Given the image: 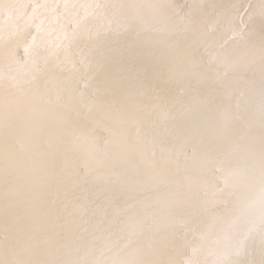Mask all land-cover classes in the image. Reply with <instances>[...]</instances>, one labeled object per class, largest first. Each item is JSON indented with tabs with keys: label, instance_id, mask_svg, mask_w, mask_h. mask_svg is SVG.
I'll use <instances>...</instances> for the list:
<instances>
[{
	"label": "rangeland",
	"instance_id": "1",
	"mask_svg": "<svg viewBox=\"0 0 264 264\" xmlns=\"http://www.w3.org/2000/svg\"><path fill=\"white\" fill-rule=\"evenodd\" d=\"M22 1V3H21ZM27 1V3H26ZM39 1V0H38ZM37 1V4L38 6L39 5H48L49 7L47 8H44V7H40L38 9V11L36 12L35 15H33V7L36 5V0H34V3H33V0H3V1H0V19L3 18V15H4V18L2 20H0V29L2 28V32H0V35L3 36V40H4V46H7V47H3L2 50H0V158L3 159H0V227H2V230L4 229L3 231L0 230V232L2 233V235H0V243L2 244V247L0 245V254H2V256L0 255V257H3L4 259H8V247L6 246H9V242L11 239H14V238H22L23 236L25 235H30L34 240H36L37 242H39V248L35 251V253L33 254L32 256V259L33 261L37 262V264H47V262H50L52 259H62V260H65V261H75L77 262V264H91L92 261H95V259L97 260L98 257L100 260L98 261H95L96 264H104L105 261L107 262V264H111V260H114L116 258L115 254L114 253L115 251H105L103 252V255H101V251H100V248L102 249L103 247V244L98 241L100 240H97V242L93 245L91 243V241L93 240V238L96 236V237H104V236H111L113 235L112 232L114 231V229H111L112 227L116 226V228L120 231V229L122 228H125L124 230H121L120 232L123 234L125 233H130L131 236H129V234H125V235H128V236H125L124 234V237L129 239V240H136L134 241V243H136L138 241L139 238V241L137 243H140L141 246H140V249H139V245L140 244H134V246L136 247H131V248H128V250H126L125 254H122L120 253V256H125L129 255V259H128V255L127 257H125V260H128L129 262H131V264H165L168 262V263H175L174 259H179V258H182L184 260H177L179 262H176L177 264H185V262L187 264H189L190 260L191 259L192 261L194 262H190V263H195V264H200V259H202L201 263L202 264H215V263H219V264H222L223 261H221L222 259L224 260L225 259V256L228 257L227 255H223L224 252L226 254H229L228 253V250H225L226 248L223 246V249L225 250L224 252L223 249L218 246L216 247V249L214 251H208L209 250V247L207 248V243L203 242V241H200L199 243V240H196V238L198 239V237H210V232H211V236L213 235L212 231L213 229L216 230L217 228V232L218 230L220 231V228L222 226L225 227L224 230H229L231 233H233L235 230L234 233H239V231L241 230V228H245L247 229V227L249 226H252V224H255V222H257V226L258 224L260 223V220L259 218L261 217V213L262 211H264V205H262L260 199H257L259 198V191H258V177L256 178V181L253 182L251 181L249 178H248V174H246L244 171H243V165L239 164L238 165V160H239V156H237L238 154L233 151L231 152V155L230 153L227 152L228 156L226 155V152L224 153L223 151H228V149L233 145L234 142H241V138H243L242 142L245 143V144H251V145H254L253 147L255 148V150H258L257 153L259 152V149L258 147H260V143H256V142H260V137H261V128H259L260 126H262V124H264V121H262V117H261V103H262V99H261V91H260V77H261V72H260V64H259V56H258V53H259V49L261 47L262 44H264V0H234L236 1V4L234 3L233 0H222L221 1V5H220V0H202V3H201V0L199 1H196V0H192V4L189 3L190 0H187L188 1V4L186 5L187 1L186 0H183V3H184V7L181 6L182 4V0L181 1H177L175 0L174 3H172L173 0H169V3L167 0V3H165L164 0H156V3H155V0H141V3L142 4V1H143V4H148V3H155V4H158L160 5V16H159V20H161V23L162 24V27L164 26V28H166L167 30H170V31H173L175 29V31L173 32H176V31H180L181 28L180 26H177L179 25V21H178V16L177 14H180L179 17H186L187 16L185 15L186 13H189L190 11L188 9L191 10V19L192 21L194 22L195 20V26L199 29H200V32H203V29H207L206 31L207 34L209 33V35H206L205 31L203 32L209 42L211 43V45H213L209 51L214 53L218 58L217 62L216 63H210L209 62V55L208 53L205 51V47H199V55H198V61L200 59V63H201V67L200 68V71H204L202 72L203 73V77L200 81H197V80H194L192 78H190L189 75H183L181 74L179 71H176L178 74L180 73V75H178L177 73L174 72V66H173V62H169L170 59L172 60V55L171 53L168 51V50H164L165 48L162 47V46H159L157 45L155 42H150L149 41V37H152L154 35H158L159 34V27H161V24L158 25L157 24V20L156 19H153L151 16L149 17H145L146 20H149L147 21L148 24H149V27L147 28V30H143L140 28L139 30V27L136 29V31H142V36L141 34L138 36L136 33V31H132V32H125V34L123 35V38L122 36H116V38L114 36H112L111 34H109L107 36V38L103 39L101 42H99V44H96L95 47H93L92 45V42L87 38L85 37L84 40L82 39L81 41H78L76 45H74L73 47V52H71V50L68 52L67 56L64 55L65 53L63 51H59L58 54L56 55H52L51 57H49V60H48V63L44 62V60L42 58H39V57H34L31 62L27 63V65H25V52L21 51V50H24L25 51V46L27 43H29L32 39V36L37 35L36 33V25H41V22L39 23V21H43V24L41 25V29H42V32H41V36L46 40L48 38V33L49 32H52V36H53V40H52V44L51 46L52 47H55V37L59 34L61 37L63 35V31H64V28H66L68 31H70L73 27L72 26V23H69L70 19L71 21H74L75 19V14L76 13L74 10L75 9H69V11L73 14L71 15H60L64 10H63V5L64 3L66 2V0H40L39 3ZM44 1V3H43ZM56 1L57 3H59L61 5L60 7V12H59V8L56 10L55 13H53L52 11H49L51 10L50 8L53 7V5L56 4ZM64 1V3H63ZM70 3L73 4V3H78V4H82L84 3H91L92 0H67V3ZM110 0H108L109 2ZM116 1L118 0H111L110 3H116ZM136 3L137 0H119V3ZM196 1V3H195ZM210 3L208 4L207 3ZM213 1V3H212ZM216 1V3H215ZM230 1V3H229ZM251 1V3H250ZM8 3V4H7ZM10 3V4H9ZM24 3V4H23ZM29 3V4H28ZM34 5H32V4ZM42 3V4H40ZM137 3H139V0L137 1ZM164 3V4H163ZM171 3V4H170ZM195 3V4H194ZM215 3V4H214ZM227 3V4H226ZM240 4V7H239V4ZM261 3V4H259ZM4 4V5H3ZM12 4V5H11ZM23 4V5H22ZM52 4V6H51ZM173 4V5H172ZM181 4V5H180ZM192 6H191V5ZM207 4V5H206ZM217 4V5H216ZM235 5V6H232V5ZM251 4V5H250ZM254 4V5H252ZM28 5V6H27ZM31 5V6H30ZM172 5V7L170 6ZM175 5V6H174ZM180 7H179V6ZM190 5V6H188ZM197 5V6H196ZM200 5V7H199ZM204 5V6H202ZM220 5V6H219ZM245 5H247L246 7L249 8L247 9L245 7ZM251 7H250V6ZM19 6V7H18ZM37 6V5H36ZM196 6V8L194 7ZM208 6H209V9H208ZM217 6V8H216ZM224 6V7H223ZM230 6V7H229ZM258 6V7H256ZM8 9H7V8ZM21 7V8H20ZM27 7V8H26ZM167 7V8H166ZM190 7H194L193 10L192 8ZM202 7V8H201ZM213 7V8H212ZM226 7V9H228V14H224L226 12V10H224L223 12V9ZM228 7V8H227ZM234 9H233V8ZM245 7V8H244ZM22 8H24V10H22ZM29 8H31L29 10ZM170 8V9H169ZM176 8V9H175ZM180 8H181V13H179L180 11ZM201 10H200V9ZM207 8V9H206ZM221 10H220V9ZM223 8V9H222ZM240 8V10H239ZM3 9V11H1ZM11 9V10H10ZM45 9V10H44ZM164 9V10H163ZM183 9V10H182ZM187 9V10H185ZM213 13H212V11ZM215 9V10H214ZM219 9V10H218ZM231 11H230V10ZM7 10V11H6ZM9 10V11H8ZM13 10V11H12ZM22 10V11H21ZM42 10H44L43 12L45 14H43ZM197 10H200V11H197ZM220 12V16H219V12ZM237 10H239L237 12ZM251 12H250V11ZM261 10V11H259ZM24 13H21L23 12ZM62 11V12H61ZM74 11V12H73ZM77 12L82 13L83 14V10L79 9L76 10ZM194 11V16L192 15ZM198 13H197V12ZM209 11V12H208ZM211 11V12H210ZM217 11V12H216ZM222 11V13H221ZM234 11V12H233ZM236 11V12H235ZM15 12V13H13ZM39 12V13H38ZM41 12V14H40ZM164 12V14H163ZM166 12V13H165ZM168 12V13H167ZM184 14H183V13ZM216 12V13H215ZM250 12V13H249ZM2 13V14H1ZM20 13V14H18ZM29 13V14H28ZM253 13V14H252ZM15 14V15H14ZM38 14L40 17H38ZM81 14V15H82ZM171 14V15H170ZM218 14V18L217 16L215 17V15ZM222 14L224 15V17L222 16ZM233 14V15H232ZM235 14V15H234ZM244 14V15H243ZM250 14V15H249ZM260 14V15H259ZM2 15V16H1ZM9 15V16H8ZM18 17H17V16ZM20 15V16H19ZM23 15V16H22ZM47 15V16H46ZM50 15V16H49ZM53 15V16H52ZM60 16L59 19H55L54 17L56 16ZM197 15V16H196ZM207 15V16H206ZM210 15V17H209ZM228 15V17H227ZM231 15H232V18H231ZM237 15V17H236ZM7 16V17H6ZM14 16V17H13ZM37 16V17H36ZM42 16V17H41ZM46 16V17H45ZM52 16V17H51ZM170 16V17H169ZM201 16V17H200ZM223 18H222V17ZM17 17V18H16ZM32 17V18H31ZM73 17V18H72ZM167 17V18H166ZM195 17V18H194ZM204 17V19L202 18ZM215 17V18H214ZM235 17V18H234ZM15 18L18 20H15ZM36 18V19H35ZM38 18V20H37ZM50 18V19H49ZM171 18V19H170ZM185 18V19H186ZM212 18V19H211ZM220 18V19H219ZM225 18V19H224ZM227 18V19H226ZM229 18V19H228ZM251 20H250V19ZM151 19V20H150ZM164 19V21H163ZM168 19V21H167ZM194 19V20H193ZM199 19V20H198ZM206 19V21H205ZM211 19V20H210ZM216 19V20H215ZM233 19V20H232ZM25 22H23V21ZM29 20V21H28ZM35 20V21H34ZM49 22H48V21ZM172 21V24H171V21ZM218 20L219 23L220 22H227L229 23V27H227V23L226 26L225 24L221 23L219 24L218 23ZM223 20V21H221ZM233 22H232V21ZM240 20V22H239ZM17 21V24L14 23ZM27 21V22H26ZM155 21V22H153ZM178 21V22H177ZM199 23H197V22ZM201 21V22H200ZM210 21V22H208ZM213 21V22H212ZM215 21V22H214ZM234 24L236 23L237 21V24H231V22ZM236 21V22H235ZM3 22V23H2ZM38 22V24H36ZM52 22V23H51ZM55 22V23H54ZM169 22V23H168ZM208 22V24L206 25L205 23ZM2 23V24H1ZM47 23V24H46ZM74 23V22H73ZM153 23V24H151ZM210 23V24H209ZM216 23V24H215ZM217 23L219 25H217ZM242 23V24H241ZM4 24V26H3ZM15 24V25H14ZM24 24V25H23ZM51 25L52 27L54 28H51ZM54 24V25H53ZM71 25L69 26V28L71 29H68V25ZM165 24V25H164ZM170 24V25H169ZM176 24V25H175ZM198 24H200L199 26H197ZM204 26H203V25ZM215 24V32L213 33V31H210L209 29L212 28V26ZM237 27H241V29L244 31V33H246V39H245V43L247 44V46L249 48H252L255 50L256 52V61L255 60V64H252L250 67H233L231 68V70H229L230 66L233 65V62L238 58L240 57L241 55H243V45L242 44H239L235 41L234 37L232 36V33H231V28L232 27H236L235 25H238ZM12 25V26H11ZM222 25V26H221ZM225 27H224V26ZM48 26V27H47ZM63 26V27H62ZM201 26V27H200ZM207 26V27H206ZM4 27V28H3ZM19 27V28H18ZM152 27V28H151ZM174 27V28H173ZM179 27V28H178ZM203 27V28H202ZM210 27V28H209ZM221 30H219L220 28ZM24 28V29H23ZM48 28V30H46ZM50 28V29H49ZM169 28V29H168ZM173 30H172V29ZM178 28V29H177ZM225 28V29H224ZM230 28V29H229ZM11 29V30H10ZM21 29V30H20ZM3 30H6L4 33H3ZM19 30V31H18ZM32 31L33 33L29 32V31ZM58 30V31H57ZM62 30V31H61ZM151 30V31H150ZM225 30H226V33H225ZM15 31V32H14ZM17 31V32H16ZM22 31V32H21ZM220 31V32H218ZM230 31V32H229ZM14 32V33H13ZM57 32V33H56ZM59 32V33H58ZM152 32V33H151ZM157 32V33H156ZM217 32V33H216ZM222 32V33H221ZM229 32V33H228ZM6 33V34H5ZM13 33V35H12ZM18 35H17V34ZM27 33V34H26ZM43 33V34H42ZM62 33V34H60ZM127 33V34H126ZM131 33V34H130ZM146 33V34H145ZM216 33V35H215ZM228 33V34H227ZM9 34V35H8ZM10 34L12 35L10 37ZM32 34V35H31ZM213 34V35H212ZM220 34V35H219ZM6 35V37L4 36ZM22 35V36H21ZM28 35V36H27ZM122 35V34H121ZM134 35V36H133ZM137 35V36H136ZM219 35V36H218ZM222 35V36H221ZM227 35V36H226ZM230 35V37H229ZM9 36V37H8ZM16 36V37H15ZM18 36V37H17ZM127 36V37H126ZM141 36V37H140ZM148 36V41L147 40V37ZM216 36V38H215ZM226 36V37H225ZM13 37V39H12ZM25 37V38H23ZM28 37V38H27ZM125 37V38H124ZM129 37V38H128ZM144 37L142 40L141 38ZM220 37V38H219ZM228 37V38H227ZM113 38V39H112ZM118 38V39H117ZM133 38V39H132ZM138 38V39H137ZM215 38V39H213ZM11 39L12 43L9 44V42L7 43V41H9ZM18 39V40H17ZM19 39H22V40H19ZM30 39V40H28ZM121 39V40H120ZM124 39H126V41H124ZM129 39V40H127ZM131 39V41H130ZM136 39V40H134ZM146 39V40H145ZM212 39V40H211ZM216 39H217V42H216ZM232 39V41H231ZM7 40V41H6ZM118 42L116 43L115 42ZM142 40V41H141ZM221 43H219L220 41ZM55 41V42H54ZM120 41V44H118ZM124 41V42H123ZM129 41V42H128ZM138 41H141L142 44ZM214 41V42H213ZM219 41V42H218ZM231 41V42H230ZM82 44H81V43ZM87 42V43H86ZM129 45H127L128 43ZM132 42H137V43H133L131 44ZM145 44H144V43ZM7 43V44H6ZM91 43V45H90ZM219 43V44H218ZM223 43H224V46H223ZM19 44V46H18ZM84 44V45H83ZM87 44V45H85ZM117 44V45H116ZM123 44V45H122ZM126 44V45H124ZM131 44V45H130ZM138 44H140L138 46ZM149 44V45H148ZM219 46H218V45ZM12 45V46H11ZM100 45V46H98ZM120 45V46H119ZM141 45H144V46H141ZM152 45V46H151ZM232 45V47H231ZM123 46V47H122ZM134 46V47H132ZM141 46V47H140ZM145 46L147 48H145ZM153 46H154V49H153ZM158 46V47H157ZM221 46V47H220ZM13 47V48H11ZM16 49H15V48ZM23 47V49H22ZM84 47V48H83ZM100 47V48H99ZM143 47V49H142ZM148 47H149V50H148ZM224 47H225V51H224ZM21 48V50H17ZM88 48V49H86ZM96 48V49H95ZM120 48V50H119ZM127 48V50H126ZM132 48V49H130ZM136 50H134V49ZM156 48V49H155ZM160 48V49H159ZM203 50H201V49ZM213 48V49H212ZM218 48V49H217ZM10 49L12 51V53H14V55H10ZM80 49V50H79ZM94 49V51L92 50ZM101 49V50H100ZM130 49V51H128ZM145 49H147L148 51L145 52ZM151 49V50H150ZM223 49V50H222ZM5 50V51H4ZM88 50V52H87ZM97 50V51H96ZM140 50V52L138 51ZM154 50H156L154 52ZM213 50V51H212ZM218 50V51H217ZM18 51V52H17ZM100 51V52H99ZM133 51V53L131 52ZM139 53H138V52ZM144 51V52H143ZM152 51V52H151ZM161 51V52H160ZM216 51V52H214ZM23 52V53H21ZM83 52V53H81ZM91 52H93L91 54ZM100 54H99V53ZM106 52V53H105ZM131 57H128L125 53ZM136 52V53H134ZM169 52V53H167ZM6 53V54H5ZM73 53V54H72ZM79 53V54H78ZM89 53V54H88ZM104 53V54H103ZM125 54V55H122V54ZM129 53V54H128ZM132 53V54H131ZM145 53V54H144ZM162 55L161 58L159 56V54ZM71 54V55H69ZM80 54H83L85 55V57H87V64H84V65H87L85 66L86 70L83 68L84 66H82L83 64L80 63V60L82 57H84L83 55L81 56ZM93 54H96V57L95 55ZM138 54V55H137ZM149 54V55H148ZM154 54V55H153ZM22 55H24L23 57H21ZM60 56L58 58V56ZM64 55V56H63ZM92 55V56H91ZM101 57H100V56ZM106 55V57H105ZM138 57H137V56ZM142 55H146L145 58L144 56ZM148 55V56H147ZM151 55V56H150ZM158 55V56H157ZM164 55V57H163ZM204 55V56H203ZM2 56V57H1ZM11 56V57H10ZM16 56V57H15ZM53 56H54V60L53 59ZM91 56V57H90ZM123 56V60H120L122 62H119L118 59H122L121 57ZM153 56H156V61L155 59H153ZM201 58H200V57ZM206 56H207V59H206ZM4 57V58H3ZM9 57H10V60H9ZM19 57V58H17ZM66 59H65V58ZM72 57V58H70ZM89 57V58H88ZM105 57V58H104ZM126 57V58H125ZM134 57V58H133ZM149 57V58H148ZM158 57V58H157ZM61 58V59H60ZM63 58V59H62ZM67 58L68 60L72 59V62L69 60L67 61ZM92 58V59H91ZM96 60H95V59ZM99 58V59H98ZM106 58L108 60H106ZM134 60H132V59ZM143 58V59H142ZM152 58V59H151ZM205 58V60H204ZM7 59V60H6ZM80 59V60H79ZM98 59V60H97ZM126 59V60H125ZM138 59V60H137ZM147 60L144 62V60ZM14 60V62H13ZM61 60V61H60ZM92 60V62H91ZM118 63H116L117 61ZM137 60V61H136ZM141 60V61H139ZM163 60V61H161ZM34 61V62H33ZM56 61V62H55ZM95 61L97 63H95ZM107 61H108V64H107ZM150 61V63L148 64V62ZM161 63H160V62ZM7 62V63H5ZM18 62V64H17ZM22 62V63H21ZM24 62V63H23ZM55 62V63H54ZM61 62V64H60ZM64 62V63H63ZM68 64H67V63ZM106 62V64H105ZM124 62V63H123ZM138 62V63H137ZM140 62V63H139ZM143 62V63H142ZM153 62L155 64H153ZM157 62V63H156ZM165 62V63H164ZM168 62V64H167ZM10 63V64H9ZM32 63V64H31ZM35 65H34V64ZM43 63V64H42ZM66 63V64H65ZM73 63V64H72ZM91 63V64H90ZM116 63V64H115ZM137 63V64H136ZM152 63V64H151ZM208 63V65H207ZM53 64V65H52ZM64 66H63V65ZM88 64H90L88 66ZM94 64H96L95 66H93ZM105 64V65H104ZM119 64L121 65H124V66H119ZM139 64V65H138ZM141 64V65H140ZM162 64V65H161ZM17 67H16V66ZM50 65V66H49ZM67 65V66H66ZM72 65V66H71ZM100 65V66H99ZM114 65L116 66V68L114 67ZM118 65V67H117ZM150 65V66H149ZM153 65V67H152ZM160 65V66H159ZM165 65V66H164ZM172 65V66H171ZM210 65V66H209ZM27 66V67H26ZM34 66V67H33ZM57 66V67H56ZM62 66V67H61ZM93 66V67H92ZM106 66V70H109V71H104V67ZM138 66H139V69H138ZM144 66H147L146 68ZM156 66H159L156 68ZM212 66V67H211ZM216 66V67H215ZM3 67V68H2ZM46 67V68H45ZM48 67V68H47ZM56 67V68H55ZM87 67H90L92 69V72H91V69L89 68L87 70ZM96 67V68H94ZM103 67V70H101L100 68ZM124 67V68H123ZM149 67H151L149 69ZM10 68H11V71H10ZM17 68V69H16ZM33 68V69H32ZM54 68V69H53ZM67 68V69H66ZM68 68H70L68 70ZM73 70H72V69ZM99 68V69H98ZM108 68V69H107ZM121 68V69H120ZM123 68V69H122ZM141 68H143V70H141ZM145 68V69H144ZM154 68V70H153ZM165 70H164V69ZM169 68L171 71H169ZM173 68V69H172ZM242 68V69H241ZM30 69H32V72L31 74H34L33 76H36V77H32V75H28V76H25V73H27ZM48 69V70H47ZM55 70V71H52V70ZM57 69V70H56ZM77 70V71H74V70ZM79 69V70H78ZM127 71V73L125 72V70ZM161 69V70H160ZM202 69V70H201ZM7 71L8 73H6L5 71ZM20 70V71H19ZM34 70V71H33ZM85 70V73H82L83 75H81L80 73L82 71ZM95 70V71H94ZM100 70V71H99ZM118 70H121L120 72ZM124 70V71H123ZM140 72H139V71ZM146 70V71H144ZM152 72H150V71ZM159 70V71H158ZM167 70V71H166ZM25 71V73H24ZM52 71V73L50 72ZM57 71L61 72L58 73ZM71 71V72H70ZM81 71V72H80ZM99 71V72H97ZM115 72H118V73H114ZM123 71V73H122ZM143 71V73H142ZM156 71V72H155ZM162 71V72H161ZM223 71V72H222ZM2 72V73H1ZM20 72V73H19ZM58 75H57V73ZM87 72V73H86ZM98 74H97V73ZM103 72V73H102ZM105 72H107L105 74ZM114 75H113V73ZM129 72V73H128ZM149 72V73H148ZM161 74H159V73ZM168 74H167V73ZM170 72V73H169ZM225 72H227V77H225ZM37 73V75H36ZM76 73V74H75ZM92 73V74H91ZM96 73V74H94ZM109 73V74H108ZM137 73V74H136ZM141 73V74H140ZM217 73H219V76H217ZM49 74V75H48ZM53 74V75H52ZM74 74V75H73ZM80 74V75H78ZM87 76H85V75ZM102 76H105V75H108V76H105V77H101L100 75ZM123 74H126V75H123ZM128 74V75H127ZM147 74V75H146ZM164 74V75H163ZM173 74H176L175 77H172ZM206 74V75H205ZM210 74V75H209ZM221 74V75H220ZM55 75V76H54ZM64 79H63V77ZM68 75V76H67ZM95 75V76H94ZM130 75V76H129ZM139 75H142L139 77ZM144 75V76H143ZM158 77H154V76H157ZM163 75V76H162ZM231 75V76H229ZM16 76V77H14ZM19 76V77H18ZM21 76V77H20ZM32 78H31V77ZM51 76V77H49ZM55 78H54V77ZM62 78L60 79L59 78ZM79 76V77H77ZM91 76V77H90ZM99 76V77H98ZM116 76H120V78H116L114 79ZM125 76V78H124ZM129 76V80H131V82L128 80H126V78H128ZM166 76V77H165ZM179 76V78L177 77ZM181 76V77H180ZM29 77V78H28ZM40 77V78H38ZM53 77V78H52ZM68 77V79H67ZM81 77V79H80ZM82 77H84L82 79ZM90 77V79H89ZM95 77V78H94ZM123 77V78H121ZM132 77V78H131ZM148 77V78H147ZM160 77V78H159ZM172 77V78H171ZM185 77V78H184ZM224 77V78H223ZM2 78V79H1ZM12 78V79H11ZM35 78V80H34ZM52 80H49L51 79ZM57 78V79H56ZM85 78L87 79L85 81ZM102 80H101V79ZM146 78V79H144ZM153 78V79H152ZM165 78V79H164ZM170 78V79H169ZM178 80H177V79ZM181 78H183L181 80ZM232 78V79H231ZM33 79V80H32ZM42 79V80H41ZM93 79V81H92ZM99 80V83H102V84H97L96 81ZM114 79V80H113ZM121 79V80H119ZM144 79V80H142ZM150 79V80H149ZM155 79V80H154ZM164 79V80H163ZM186 81H185V80ZM240 79V80H239ZM3 80V81H2ZM13 80V81H12ZM49 80V81H48ZM56 80V81H55ZM110 80V81H109ZM116 80V81H115ZM118 80V82H117ZM124 82H121L123 81ZM147 80V81H146ZM166 80V81H165ZM181 80V82H180ZM184 80V81H183ZM188 80V81H187ZM134 81H136V83H134ZM142 81V82H141ZM151 81V82H150ZM163 81V82H162ZM176 82L175 84H173L174 82ZM41 82H43L44 84H42ZM53 82V84H52ZM60 83L61 85H58L57 83ZM66 85H65V83ZM67 82L69 84H67ZM82 82V83H81ZM92 82V84L90 83V86H89V83ZM108 82V83H106ZM109 82H111L109 84ZM116 82V83H115ZM127 82V83H126ZM146 82V84L148 86H146V84L144 83ZM167 82V83H166ZM173 82V83H172ZM179 82V83H178ZM186 82V83H185ZM51 83V84H49ZM81 84V85H78V84ZM94 83L96 85H94ZM116 84L115 86L117 87H114L113 84ZM119 83V84H118ZM156 83V85H155ZM161 83V85H160ZM164 83V85H162ZM171 85H170V84ZM192 83V84H191ZM14 84V85H13ZM34 84V86L32 85ZM36 84V85H35ZM64 84V85H63ZM105 84V86H104ZM118 84V85H117ZM120 84H123L121 85L120 87ZM125 84V85H124ZM146 87V89L144 88V85ZM150 84H153L150 86ZM159 84V86H158ZM166 84V86H165ZM168 84V85H167ZM39 85V86H38ZM51 85V86H50ZM54 85V86H53ZM86 85V86H85ZM102 85V86H101ZM106 85H109L108 87ZM112 85V86H110ZM130 85V86H128ZM142 85V86H141ZM18 86V87H17ZM44 86V88H43ZM59 86L60 89H59ZM65 86V87H63ZM70 86V87H69ZM79 86V87H78ZM104 86V87H103ZM124 86V87H123ZM150 86V90H149V87ZM153 86V88H152ZM157 86V87H155ZM169 86V88H168ZM171 86V87H170ZM174 86V87H172ZM241 86V87H240ZM12 87V88H11ZM15 87V88H14ZM32 87V88H31ZM42 87V89H40ZM54 87V88H53ZM55 87H58L55 88ZM71 88L69 90H65V88ZM100 87V88H99ZM114 87V88H113ZM120 87V88H119ZM126 87V89H125ZM134 87V88H133ZM140 87H143L144 89L140 88ZM251 87V88H250ZM7 88V89H6ZM35 88V89H33ZM52 88V89H51ZM79 88V89H78ZM81 88V89H80ZM98 88V89H97ZM103 88V89H102ZM107 90H106V89ZM109 88H113V89H109ZM118 88V89H117ZM123 88L125 89V93L123 91ZM139 88V89H138ZM171 88V89H170ZM49 89V90H48ZM51 89V91H50ZM57 89V91L55 90ZM64 89V90H63ZM84 91H83V90ZM96 89V90H95ZM102 91H100V90ZM120 89V91L118 92V90ZM141 89V90H140ZM152 89L154 91H152ZM170 89V90H169ZM32 90V91H31ZM36 90V91H35ZM55 90V91H54ZM72 90L74 91L72 93ZM78 90V91H77ZM86 90H88L89 92H87ZM96 91V92H93V91ZM106 90V91H105ZM123 92H122V91ZM126 90H129V91H126ZM151 91L153 94H157V92L161 91L162 93L160 94H157L156 97H157V100L156 97L155 99L153 94L150 93L148 95L150 96H147V93L148 92H145V91ZM159 90V91H158ZM16 91V92H15ZM43 91V92H42ZM53 91V92H52ZM60 91V92H59ZM71 91V93H70ZM79 91H83V93L79 92ZM104 91V92H103ZM144 93H143V92ZM156 91V93H154ZM163 91H165L163 93ZM170 91V92H169ZM182 91V92H181ZM32 92V93H31ZM45 92V94H44ZM51 92V93H50ZM57 92L58 95H57ZM68 92V93H67ZM76 92V93H75ZM87 92V93H86ZM103 92V94L101 95V93ZM118 92L119 93H122V99H124V97H129L131 96V99L133 97H136V99H132V101L134 102V100H136V102H134V104L132 103V101H130L131 99L130 98H127L128 102H126V98L124 100L126 101H123L121 98H120V95H116ZM127 92V94H126ZM132 92V93H131ZM175 92V93H173ZM180 92V93H179ZM40 95H39V94ZM71 95H70V94ZM79 97L77 96L78 94H80ZM85 93V96L82 97ZM111 93V94H110ZM146 93V94H145ZM167 93L168 96L166 95ZM179 93V95H178ZM7 94V95H6ZM37 94V96H36ZM42 94V95H41ZM44 94V95H43ZM51 94V95H50ZM60 94V95H59ZM89 94V95H88ZM100 94V95H99ZM110 94V96H109ZM130 94V95H129ZM144 96H142V95ZM186 94V95H185ZM35 98H33L32 96ZM48 97H47V96ZM50 95V96H49ZM53 95V96H52ZM67 95V96H66ZM72 96L71 98L68 97ZM74 95V96H73ZM87 95V96H86ZM129 95V96H128ZM133 95H136V96H133ZM145 95H146V98H145ZM160 95L162 100L164 103L168 104V107L170 106L174 112L170 111L172 110L170 107V110L169 108L167 109L166 106L164 105V103H159L161 102L158 98H160ZM61 96V97H60ZM118 96V97H116ZM141 96V98H140ZM166 96V98H165ZM172 98H169L171 97ZM176 96H179V97H176ZM42 97V98H41ZM47 97V98H46ZM52 98L51 100H49L48 98ZM65 99H64V98ZM100 97V98H99ZM102 97V98H101ZM139 97V98H138ZM147 97H150V99L152 100H155L154 102L153 101H149L147 100L148 98ZM153 97V98H151ZM164 97V98H163ZM33 98V99H32ZM74 98V99H73ZM83 98L86 100H83ZM111 98V99H110ZM146 99L147 101L149 102H152V103H156L158 100L159 102L153 105H150L151 103L147 104L148 102L146 101H143L144 99ZM169 98V99H168ZM179 98V99H177ZM181 98V99H180ZM187 98V100H186ZM34 101H32V100ZM38 99V100H37ZM44 99V100H43ZM57 99V100H55ZM70 99V100H69ZM77 99V100H75ZM95 99V100H93ZM97 99V100H96ZM99 99V101H98ZM116 99V100H115ZM118 99V100H117ZM138 99V100H137ZM141 99V101H140ZM164 99V100H163ZM168 99V100H166ZM46 100V101H45ZM49 100V101H48ZM61 100V101H60ZM72 100V101H71ZM75 100V103L74 101ZM78 100H79V103H78ZM121 100V101H120ZM171 100V101H170ZM177 100V101H176ZM37 101V102H36ZM55 101V104L54 102ZM67 101V102H66ZM71 101V102H69ZM93 101V102H92ZM104 101H106V104ZM119 102L118 105L116 102ZM123 101V102H122ZM141 103H140V102ZM166 101V102H165ZM186 101V102H185ZM36 102V103H35ZM66 104H64V103ZM69 102V103H68ZM77 102V103H76ZM82 102V103H81ZM86 102V104H85ZM97 102V103H96ZM116 104H115V103ZM122 102V103H121ZM182 102V103H181ZM22 103V104H20ZM52 105H51V104ZM57 103V104H56ZM102 103H105L106 105L102 104ZM125 103H127V106L125 107H122L120 108L121 106L123 105H126ZM143 103V104H142ZM146 103V105H145ZM26 104V105H25ZM39 104V105H38ZM49 104V105H48ZM69 104V105H67ZM74 104V105H73ZM123 104V105H122ZM131 106L130 104H133L132 106L133 107H129L128 106ZM142 104V105H141ZM159 104V106L157 105ZM173 104H175L174 106H172ZM180 104V105H179ZM35 105V106H34ZM44 105V106H42ZM48 106V107H45ZM57 105V106H56ZM60 105V106H59ZM64 105L66 107H64ZM80 105V107H79ZM87 105V106H86ZM115 105V106H113ZM138 105V106H137ZM145 105V107H144ZM149 105V106H148ZM161 105V106H160ZM185 106V107H182ZM28 106V107H27ZM33 106V107H32ZM51 106V107H50ZM58 108V110L56 111V107ZM69 106V107H68ZM86 106V107H85ZM105 106V107H104ZM108 106V107H107ZM112 106V107H111ZM117 106H120L117 108ZM23 107H26V108H23ZM54 107V108H53ZM77 107V108H76ZM110 107V108H109ZM147 107L151 108L150 110L146 109ZM154 107V108H153ZM161 107V108H160ZM163 107V109H162ZM2 108V110H1ZM31 108V109H30ZM37 108V109H36ZM53 108V110H52ZM60 108H62L60 110ZM65 108V109H64ZM66 108H69L70 112L68 109ZM72 108V109H71ZM99 108V109H98ZM127 108L128 110L125 111ZM139 108V109H138ZM143 108V109H142ZM145 108V109H144ZM160 108V109H159ZM181 109L180 111L177 110ZM9 109V110H8ZM47 109V110H46ZM54 109H55V112H54ZM75 111H74V110ZM78 109V111H77ZM109 109V110H108ZM115 109V110H113ZM118 109V110H117ZM123 109V117H125L126 115V118H122L123 120L121 121V118L120 116L122 115L121 111L119 112V110H122ZM125 109V110H124ZM138 109V110H136ZM143 111H142V110ZM156 109V110H155ZM162 111L160 112V114H158V110ZM166 109V111H164ZM12 110V111H11ZM29 110V111H28ZM33 112H32V111ZM52 110V111H51ZM60 110V111H59ZM82 110V112H81ZM96 110V111H95ZM102 110H103V113H102ZM112 110V111H111ZM147 110V111H146ZM151 110H153L151 112ZM169 110V111H168ZM175 110H177L178 112H175ZM220 110V111H219ZM2 111V112H1ZM6 111V112H5ZM31 111V112H30ZM50 111V112H49ZM68 113H67V112ZM99 111V112H98ZM117 111V112H114ZM134 111H137V112H134ZM151 112V113H154L153 115L151 113H149L150 115H152L151 117L149 116L148 112ZM157 111V112H156ZM168 111V112H167ZM9 114H8V113ZM20 112V113H19ZM39 113V114H35V113ZM53 112V113H52ZM60 116L62 117H59V119H56L59 114ZM64 112V113H62ZM81 112V114L79 113ZM103 116H102V114ZM126 112V113H125ZM134 112V113H133ZM167 112V113H166ZM7 115H5V114ZM25 113V114H24ZM62 113V114H61ZM76 113V114H75ZM78 113V114H77ZM87 115H86V114ZM100 114L101 117H103L104 119H101L100 117H98ZM108 113V114H107ZM120 113L117 117V114ZM157 113V114H156ZM169 113H171L169 115ZM174 113V114H173ZM51 114V115H50ZM53 114L55 117H53ZM58 116H57V115ZM85 114V115H84ZM97 114V116H96ZM116 114V117L118 118L119 121L116 120V117L113 116ZM126 114V115H125ZM166 114V116H165ZM168 114V116H167ZM4 115V116H3ZM21 115V116H20ZM35 115V116H33ZM67 115V116H66ZM68 115L70 117H68ZM73 115V116H71ZM84 115V116H83ZM164 115V116H163ZM8 116V117H7ZM42 116H43V120H42ZM51 116V117H50ZM57 116V117H56ZM66 116V118H65ZM88 116V118H87ZM142 116V117H141ZM149 116V117H148ZM32 117V118H31ZM50 117V118H49ZM76 120H75V118ZM155 117V118H154ZM163 117V118H162ZM168 117V118H167ZM23 118V120H21ZM25 118V119H24ZM40 118V119H39ZM46 119V122H45V119ZM64 118V119H63ZM70 120H69V119ZM73 119V122H72V119ZM78 118V120H77ZM87 118V119H85ZM154 118V119H153ZM157 118V119H156ZM161 118V119H160ZM50 119V120H49ZM51 119H54V121H52ZM61 119V120H60ZM68 119V120H67ZM81 119V120H80ZM90 119V121L88 120ZM140 119V120H139ZM153 119V120H152ZM156 119V120H155ZM166 119V120H165ZM34 120V121H33ZM98 120V121H96ZM112 120V121H111ZM125 120V122H124ZM163 120V121H161ZM28 121V122H27ZM31 123H30V122ZM55 121H56V124H55ZM58 121V122H57ZM62 121H63V125L62 124ZM76 124H75V122ZM78 121H79V125L78 124ZM83 121V122H82ZM96 123H95V122ZM115 121V122H114ZM120 121L122 123H120ZM152 121H156L154 123H152ZM36 122V123H35ZM41 122V123H40ZM44 122V123H42ZM151 122V123H150ZM159 122V123H157ZM252 122H255V123H252ZM25 123H29V124H25ZM54 123V125L52 124ZM58 123V124H57ZM85 123V124H84ZM95 123V124H94ZM119 123V124H118ZM139 123V124H138ZM155 123H157L158 125H155ZM25 124V125H24ZM43 126L41 127L40 126ZM45 124L47 126H45ZM68 124V125H67ZM73 124V125H72ZM83 124V125H82ZM108 126H107V125ZM137 124V125H136ZM57 125V126H56ZM61 128V131L59 132V129L57 131V127ZM66 125V126H65ZM87 125V126H86ZM136 125V126H134ZM155 127L153 128L152 127ZM155 125V126H154ZM20 126V127H19ZM25 126V127H24ZM29 126V127H28ZM45 126V127H44ZM50 128H49V127ZM53 126V127H52ZM65 126V127H64ZM73 126V128H72ZM82 128H79V127ZM83 126V127H82ZM99 126V127H98ZM158 126V127H157ZM31 127L33 129H31ZM52 127V128H51ZM56 127V128H55ZM64 127V129H63ZM78 127V129H77ZM85 127V128H84ZM133 127V128H132ZM157 127V128H156ZM255 127V128H254ZM29 128L32 130L29 131ZM48 128V130L46 129ZM55 130H54V129ZM66 128V129H65ZM69 128V129H68ZM72 128V131L71 129ZM99 128V130H98ZM154 129V131H150L152 129ZM252 128V129H251ZM23 129H24V132H23ZM27 129V130H26ZM41 129V130H40ZM81 130L80 131V136L78 137V133L79 131H76V130ZM89 129H91L90 131H88ZM101 129V130H100ZM156 129V130H155ZM260 129V130H259ZM43 130V132H42ZM74 130V131H73ZM94 130V131H93ZM250 130H253V131H250ZM259 130V131H258ZM34 131V132H33ZM57 131V132H56ZM68 131V132H67ZM70 131V132H69ZM89 134H87V132ZM100 131V132H99ZM123 132L119 134V132ZM133 131V132H132ZM18 132V133H17ZM28 132L30 133L28 135ZM38 132V133H37ZM48 132V133H47ZM56 132V134L52 137V135ZM68 135L66 136L65 133ZM78 132V133H76ZM82 132L84 134H82ZM93 134H91V133ZM95 132V133H93ZM99 132V133H98ZM118 132V133H117ZM154 132V133H152ZM35 133V134H34ZM45 133V134H43ZM52 133V134H51ZM58 133V134H57ZM125 133H127L125 135ZM21 134V136H20ZM23 134V135H22ZM71 134V135H70ZM76 136H75V135ZM118 135L115 136V135ZM122 134V136H121ZM125 136H124V135ZM131 134V135H130ZM61 135V136H59ZM93 136V137H90ZM127 139H125L126 137H128ZM134 137H133V136ZM149 135V136H148ZM153 135V136H152ZM252 136L254 140H252V137L250 138L249 136ZM83 138H82V137ZM87 136V137H85ZM121 136V137H120ZM131 136V137H130ZM148 136V137H147ZM260 136V137H258ZM25 137V138H24ZM46 137L48 139H46ZM56 137V138H55ZM73 137V138H72ZM75 137V138H74ZM117 139H116V138ZM123 137V139H122ZM125 137V138H124ZM153 137V139H151ZM256 137V139L254 138ZM9 138L11 140H9ZM13 138V139H12ZM40 138V139H39ZM45 138V139H44ZM50 138V139H49ZM79 138V139H77ZM81 138V139H80ZM93 141H91L92 139ZM131 138V139H130ZM70 139V140H68ZM76 139V140H75ZM120 139V140H119ZM249 139H251L249 141ZM34 140V141H33ZM50 140H52L50 142ZM55 140V141H54ZM59 140V141H58ZM64 140V143H62ZM123 140V141H122ZM127 144V140H128V145L125 144V142ZM132 140V141H131ZM258 140V141H257ZM58 143H57V142ZM80 141V142H79ZM84 141V142H83ZM130 141V142H129ZM147 141H149V143H146ZM251 141H254L253 143ZM50 142V143H49ZM56 142V143H54ZM23 143V144H22ZM28 143V144H27ZM41 143V145H40ZM50 146H49V144ZM62 143V144H61ZM124 143V144H123ZM131 143V144H130ZM146 143V144H145ZM212 143V144H211ZM256 143V145H255ZM54 145V147L52 145ZM58 144V145H57ZM181 144V145H180ZM258 144V145H257ZM20 147H19V146ZM29 145V146H28ZM37 145V146H36ZM40 145V146H39ZM62 145V146H61ZM69 145V146H68ZM71 145L73 146L72 148ZM77 147H75V146ZM86 147H84V146ZM88 145V146H87ZM144 145V146H143ZM180 145V146H179ZM211 145V146H209ZM218 145V146H217ZM219 145H222V146H219ZM225 145V147L223 146ZM5 146V147H4ZM18 146V147H17ZM27 146V147H26ZM36 148H35V147ZM100 149V152L97 153L96 152V148ZM131 146V147H129ZM215 146V147H213ZM34 147V148H33ZM52 147V148H50ZM56 147V148H55ZM58 147L61 149H58ZM68 149H67V148ZM209 147V149L207 148ZM217 147V148H216ZM219 147V148H218ZM223 147L224 149L226 148L227 150H223ZM257 147V148H256ZM25 148V149H24ZM33 152H32V150ZM43 148V149H41ZM46 148H50L46 151ZM80 148V149H79ZM212 148V150H210ZM215 151H214V149ZM7 149V150H6ZM19 149V150H18ZM34 149H37V152L36 150ZM72 149V150H71ZM78 151H75L77 150ZM129 149H131L129 151ZM222 149V150H221ZM43 150V151H42ZM55 150V151H54ZM68 150V151H67ZM70 150H71V153H70ZM207 150V151H206ZM209 150L211 151V153L209 152ZM219 150L220 152H222L223 154L221 155L219 153ZM23 151V152H22ZM35 151V152H34ZM39 151V153H38ZM60 151V152H59ZM63 151V152H62ZM67 151V152H65ZM202 151H205V153H207V156L206 154L203 152L201 153ZM214 153H213V152ZM217 151V152H216ZM25 152V153H24ZM44 152V155L42 154ZM47 152V154H46ZM83 152V153H82ZM208 152L211 154V157L209 156L210 154H208ZM16 153V154H15ZM23 155H22V154ZM27 153V154H26ZM34 153V154H33ZM36 153V155H35ZM62 153V154H60ZM213 153V154H212ZM25 154V155H24ZM30 154V156H29ZM33 154V155H32ZM42 154V155H40ZM67 156H66V155ZM205 154V155H204ZM220 154V155H219ZM237 154V155H236ZM14 155V156H13ZM56 155V156H55ZM69 155V156H68ZM136 155V156H134ZM184 155V156H183ZM203 155L208 159L209 157L212 158V159H216V157L218 156H221L220 158L224 159L223 157L225 156V159L223 160L224 164L222 163L223 167L221 166L220 168H217V167H213L210 168V165L207 166L208 164L206 163V158H203ZM218 155V156H216ZM224 155V156H223ZM234 155V157H233ZM16 156V157H15ZM27 156V157H26ZM61 156V157H60ZM216 156V157H215ZM4 157V158H3ZM30 159H29V158ZM34 157H36L34 159ZM215 157V158H214ZM226 157H228V161H226ZM13 158V159H11ZM23 158V159H22ZM29 160H28V159ZM44 158V159H43ZM62 158V159H61ZM68 158V159H67ZM27 159V160H26ZM52 159V160H50ZM59 159V160H58ZM62 161H61V160ZM11 160V161H10ZM13 160V161H12ZM21 160L22 163L19 161ZM42 160V162H41ZM55 160V161H54ZM206 160V161H205ZM7 161V162H6ZM15 161H18L15 163ZM45 163H44V162ZM51 161V163H50ZM26 162V163H25ZM48 164H47V163ZM53 162V163H52ZM56 162V164H55ZM59 162V163H57ZM19 163V164H18ZM42 166H39L41 165ZM69 163V164H68ZM161 163V164H160ZM6 164V165H5ZM16 164V165H15ZM23 166H21V165ZM51 166H50V165ZM62 164V165H61ZM65 166H64V165ZM68 164V166H66ZM202 164V165H201ZM228 164V166H227ZM32 165V166H31ZM46 165V166H45ZM54 165V166H53ZM60 165L62 168H60ZM155 165V167H154ZM206 165V167H205ZM231 165V167H230ZM5 166V167H3ZM26 166V168H25ZM48 166V167H47ZM50 166V167H49ZM64 166V167H63ZM86 166V167H85ZM159 166V167H158ZM161 166V167H160ZM198 166V167H197ZM3 167V168H2ZM42 167V168H41ZM46 167V169H45ZM52 167V168H51ZM56 167V168H55ZM225 167V168H224ZM227 167V168H226ZM240 168L241 171L239 172V174H234L236 172V169L237 168ZM43 168L45 170H43ZM51 168V169H49ZM153 168V169H152ZM158 168H161L162 170H158L160 173H158L157 169ZM200 168H204L203 170L200 169ZM42 169V170H41ZM51 173H49L50 171ZM55 169V170H54ZM57 169V170H56ZM61 169V170H59ZM63 169V170H62ZM89 169V170H88ZM91 169V170H90ZM151 169V170H150ZM209 169V170H208ZM212 169V170H211ZM221 169V170H220ZM229 169V170H228ZM94 170V171H93ZM202 170V171H201ZM205 170V171H204ZM211 170V171H210ZM42 171V172H40ZM45 171V173H44ZM57 171V172H55ZM194 171L195 173L198 172L197 176L196 174L194 175ZM207 171V173H205ZM233 171V172H231ZM34 172V173H33ZM47 172V173H46ZM54 172V173H52ZM60 172V173H59ZM93 172V173H92ZM215 172V173H214ZM42 176H41V174ZM46 174V175H43ZM152 173H156L154 174L156 177L158 176V178H154L155 180H158L154 182V179L152 181H148L145 179L146 176L148 175H152L154 176ZM166 176V178L164 177V174ZM193 173V174H192ZM210 173V174H208ZM226 173V175H225ZM40 174L41 177H39L38 175ZM52 174V175H51ZM86 174V175H85ZM92 174V175H91ZM159 174H161L162 176H160ZM219 174V175H218ZM50 175V176H49ZM84 177H83V176ZM91 175V176H90ZM193 175V176H192ZM201 175V176H200ZM206 175V176H205ZM211 175V177H210ZM217 177H216V176ZM221 175V176H220ZM3 176V177H2ZM20 176V177H19ZM25 176V177H24ZM31 176V177H30ZM37 176V177H36ZM96 176V177H95ZM154 176V177H155ZM187 176V177H186ZM188 176H191V177H188ZM195 176V177H194ZM197 176V177H196ZM203 176V177H202ZM208 176V177H207ZM216 179H215V177ZM223 176V177H222ZM242 178H241V177ZM257 176H258V172H257ZM48 177V178H47ZM83 177V178H82ZM86 177V178H85ZM91 177H95L94 178H91ZM160 177V178H159ZM164 177V178H163ZM199 177V178H198ZM201 177V178H200ZM207 177V178H206ZM214 177V180L215 182H213L214 180L212 179ZM219 177V178H218ZM80 178V179H79ZM91 178V179H89ZM188 178V180H187ZM196 178L200 179V181H198ZM205 178V179H204ZM211 178V179H210ZM222 178V179H221ZM224 178H225V181H224ZM229 178L232 180L230 181ZM39 179V180H38ZM42 179V180H41ZM141 180L143 182L147 181L146 183H143L142 187H140L139 189H136V190H133L135 188V183L137 180ZM165 179V180H163ZM194 179V180H193ZM25 180V181H24ZM34 180H37L34 181ZM94 180V181H93ZM190 180V181H189ZM202 180V181H201ZM209 180V181H208ZM210 180L212 182H210ZM218 180H220L218 182ZM222 180V181H221ZM229 180V181H228ZM31 181V182H30ZM34 181V182H33ZM41 181V182H40ZM182 181H183V184H182ZM186 181V182H185ZM189 181V182H187ZM198 183H197V182ZM228 181V182H226ZM27 182V183H26ZM40 182V183H39ZM167 184H166V183ZM201 182V183H200ZM205 182V183H204ZM210 182V183H209ZM218 182V184H217ZM238 182V183H237ZM240 182V183H239ZM16 183V184H15ZM149 183V184H148ZM153 186H152V184ZM159 183V184H158ZM164 183V184H163ZM180 183V184H179ZM194 183V184H193ZM196 183V184H195ZM200 183V184H199ZM207 183V184H206ZM232 183L233 186L229 187L230 184ZM51 186H50V185ZM74 184V185H73ZM97 184V185H96ZM159 186H157V185ZM166 184V185H165ZM185 184V185H184ZM190 184V186H189ZM204 184V185H203ZM223 184V185H222ZM242 184V185H241ZM35 185V186H34ZM41 185V186H40ZM63 187H62V186ZM76 185L77 189L74 190V187ZM78 185V186H77ZM150 185V187H149ZM180 185V186H179ZM183 185V186H182ZM188 185V186H187ZM211 185V187H209ZM215 185V186H214ZM238 187L237 190H235V186ZM15 186V187H14ZM26 186V188H25ZM46 188H42V187H45ZM71 186V188H67ZM84 188H83V187ZM87 186V187H86ZM157 186V187H156ZM167 186V188H166ZM198 186V187H197ZM203 186V187H202ZM208 186V187H207ZM213 186L215 189H217L216 193H219L218 196H216L215 198L211 199V201H208L210 200V198H212V196L210 195L212 189H213ZM244 186V188L242 187ZM14 187V188H13ZM60 187H62L60 189ZM79 187L82 189H79ZM98 189H97V188ZM109 190H107V188ZM147 187V188H146ZM185 187V188H184ZM186 187L188 189V191L186 190ZM191 187V189H190ZM202 187V188H201ZM207 187V188H206ZM223 189H222V188ZM225 187V188H224ZM227 187V188H226ZM235 187V188H234ZM32 189L30 192V195L27 193L29 191H27L28 189ZM37 188V189H36ZM94 188V189H92ZM168 189V191H166V189ZM177 188H178V191H177ZM180 188V190H179ZM195 189L194 191H192V189ZM230 188L232 189V191L230 192ZM247 188V189H246ZM29 189V190H30ZM60 189V190H59ZM106 191H105V190ZM184 189V190H183ZM211 189V190H210ZM2 190V191H1ZM13 190V191H12ZM26 190V191H25ZM36 190V191H35ZM37 190L40 192L38 193ZM51 190V191H49ZM72 190V191H71ZM85 191L86 194L82 195V198L80 194L82 193H85V192H82V191ZM99 190V191H98ZM165 190V191H164ZM191 190V191H189ZM209 190V192H208ZM222 190V191H221ZM226 190V191H225ZM235 190V191H234ZM247 190V191H245ZM17 191V192H16ZM47 191V192H46ZM56 191V192H55ZM58 191V192H57ZM75 191V192H74ZM76 191H78L76 193ZM91 191V192H90ZM102 191V192H101ZM177 191V193H176ZM180 191V192H179ZM197 191H200L197 192ZM206 191V192H205ZM222 193H220V192ZM236 191H238L239 193H236ZM244 191L245 193L247 194H244ZM250 191V192H249ZM255 191H258V192H255ZM4 192V193H3ZM12 194H11V193ZM22 195L19 196V193ZM52 192V193H51ZM70 192V193H69ZM72 192V193H71ZM99 192V193H98ZM166 192L170 194H168V198L169 199H173L174 202L170 201L168 198H166ZM193 192V193H191ZM197 192V193H196ZM227 193L226 195L223 194V193ZM26 193V194H25ZM156 193L157 195H154L153 194ZM161 193L163 195H161ZM183 193V194H182ZM187 193V195H185ZM196 193V194H195ZM199 193V194H198ZM211 196H209L208 194ZM232 193H233V196H232ZM234 193H235V198H234ZM11 194V195H10ZM27 194L29 195V197L27 198ZM33 194V195H31ZM55 194V195H54ZM58 194V195H57ZM79 196H77V195ZM166 194V195H165ZM183 198H182V196ZM204 194V195H203ZM207 194V195H205ZM223 194V195H222ZM240 194V195H239ZM244 194V195H243ZM250 194H252L253 196H251ZM9 195V196H8ZM36 195V198L34 199ZM72 195V196H71ZM98 195V196H97ZM165 195V196H164ZM199 195V197H201L200 199H198L199 197L197 196ZM219 195H222L221 199H219ZM248 197H247V196ZM38 196V197H37ZM71 196V197H70ZM88 196V198H87ZM96 196V197H95ZM108 197V198H105V197ZM163 196V199L159 200L160 197L162 198ZM171 196V197H169ZM190 196V198H189ZM196 196V197H195ZM206 196H209V199L207 197V202L208 203H205L206 201ZM225 196V197H224ZM231 196V197H230ZM241 196V197H240ZM1 197H2V200H1ZM19 197V198H18ZM21 197V198H20ZM24 197H26L25 200ZM31 197H33L31 199ZM47 197V198H46ZM52 197V199H51ZM74 199V203L76 204L78 201L76 200H80V206H83L86 205V206H83V207H79V203L76 204V205H72L73 203V199L72 200H68L70 198ZM76 197L79 199H76ZM159 197V198H158ZM165 197V198H164ZM189 199H188V198ZM193 199H192V198ZM204 199H203V198ZM228 198L227 201H229L227 203L226 199ZM252 197L253 198H256L254 200H252ZM5 198V199H4ZM58 198V199H56ZM95 198V199H94ZM100 200H99V199ZM158 200H157V199ZM195 198V199H194ZM236 200H234V199ZM249 198L251 199V201H253V203L249 200ZM109 199V201H108ZM148 199V201H147ZM167 199V201H165ZM186 199V200H185ZM203 199V200H201ZM23 200L26 202V205H27V202L28 204L30 205H27L29 208L24 207L23 205H25V202L23 203ZM69 202H72V203H69ZM81 200H84L85 202L87 201H91V202H88L85 204V202L81 203ZM150 200V201H149ZM153 200V201H152ZM169 200V201H168ZM185 200V201H184ZM197 200V201H195ZM200 200V201H199ZM214 200V201H213ZM218 200H221V201H218ZM256 200V202H254ZM7 201V202H6ZM76 201V202H75ZM163 201H165L166 204L162 203ZM183 201L185 202L183 204ZM191 201H193L192 205H191ZM231 201V202H230ZM257 201H258V204H257ZM22 202V203H21ZM30 202V203H29ZM36 202V203H35ZM97 202V203H96ZM100 202V203H99ZM104 202V203H103ZM113 202V203H112ZM159 204H158V203ZM161 202V203H160ZM172 202V203H170ZM178 202V203H177ZM181 202V203H180ZM238 202V203H237ZM249 203L251 205H253L251 207V205L249 206V204L247 205H244L245 203ZM6 203V204H5ZM40 203V204H39ZM153 205H152V204ZM170 203V204H169ZM232 207L230 206L229 207V204H232ZM241 203V204H240ZM243 203V205H242ZM3 204V205H2ZM23 204V205H22ZM87 204L89 206H87ZM95 204V205H94ZM141 204V205H140ZM147 204V206H146ZM157 204V205H156ZM164 204V205H163ZM169 204V206H173V208L169 207L170 208V212L168 213V209H164L165 207L167 208V205ZM173 204V205H171ZM197 204H199L200 206H197ZM209 204V205H208ZM222 204H227V205H222ZM239 204V205H238ZM6 205V206H5ZM34 205H37L34 206ZM40 205V206H39ZM59 205V206H58ZM78 205V206H77ZM93 205V207H92ZM159 205V210L158 208ZM212 205V206H211ZM224 206V209L221 207ZM235 205H236V208H235ZM238 205V206H237ZM242 205V206H241ZM262 205L263 206V209L262 207L260 206ZM22 206V207H21ZM77 206V207H76ZM115 206V207H114ZM152 206V207H151ZM206 206V207H205ZM209 206V208L207 207ZM215 206V207H213ZM217 206H220L217 208ZM247 207V208H244ZM36 207V208H34ZM87 207V208H85ZM89 207V209H88ZM91 207V209H90ZM114 207V208H113ZM140 207V209H139ZM176 207H178L179 209L177 210ZM208 208V209H203V208ZM213 207V208H211ZM33 208V209H32ZM56 208V209H55ZM76 208H79V209H76ZM83 208H85L84 211ZM96 208V209H95ZM103 208V209H102ZM139 210H138V209ZM143 210H142V209ZM152 210H148V209ZM160 208L162 211H160ZM202 208V209H201ZM219 210H217V209ZM225 208H228L225 209ZM243 208V209H241ZM250 208L252 211V213H249L250 212ZM259 208V209H258ZM25 209L27 211H25ZM32 210V211H29ZM35 209V210H34ZM74 209H76V211H74ZM112 209L115 210L112 212ZM164 209V210H163ZM175 209V212L172 211V210ZM198 209V211H196ZM213 209V210H212ZM216 209V210H215ZM223 209V210H222ZM262 209V210H261ZM39 212H38V211ZM53 210V211H52ZM89 210V211H88ZM129 210V212H128ZM168 210V211H166ZM205 210V211H203ZM210 210V211H208ZM211 210L213 212H211ZM221 211H224L223 212H220ZM239 210V211H238ZM256 210V211H255ZM25 211V212H24ZM35 211V212H34ZM58 211V212H57ZM79 211H82V212H79ZM123 211V212H122ZM140 211H144V213H140ZM145 211H147V214H149L148 216L152 215V217L150 216L147 220L149 221H146L145 224L143 223L145 221V219L143 220L142 217V214L143 216H145ZM178 211H184L183 213L185 215H181L179 214L180 212ZM227 211V216H226V212ZM2 212V213H1ZM28 212L27 214H24ZM32 212V213H31ZM56 212V213H55ZM82 213V215L80 214H77V213ZM85 212V213H84ZM97 212V213H96ZM111 212V213H110ZM122 212V213H121ZM139 212V213H138ZM151 212V213H150ZM171 212H174V213H171ZM177 212V213H176ZM181 212V213H182ZM220 212V213H218ZM228 212H231V218L228 217L229 216V213ZM254 212V213H253ZM29 213H30V216H29ZM35 213H37L35 215ZM95 213V214H94ZM129 213V214H128ZM163 213V214H161ZM168 213V214H167ZM213 213V214H212ZM239 213L243 216H240ZM257 213V214H256ZM24 214V215H23ZM32 214V216H31ZM75 217H79V220L83 223H81L79 220L80 223H75L78 222L77 219H75L73 217V215ZM97 214V215H96ZM108 214V215H106ZM126 214V215H124ZM133 214V216L131 215ZM155 214V215H154ZM170 214V215H169ZM171 214H173L174 216L176 215L178 217V215H180V217H186V218H180V220H183V223H186L188 221H186L187 219L189 220V224L185 225L183 224V227H180L179 228V225H177V223L180 221L179 219H177V217L175 216H171ZM212 214V215H211ZM216 214V215H215ZM224 214L225 217L229 218L230 219H234L233 221L231 220V225H233L232 227L230 226V228H233L234 226L236 227V229H227L228 226L226 225H219V224H222V223H219V219L218 221L216 220L217 218H220L221 219V216L224 217ZM235 214V215H233ZM245 214V216H244ZM251 214H254L253 217L251 216ZM27 215L29 216L28 218ZM80 215V216H79ZM88 218H87V216ZM90 215V216H89ZM124 215V217H123ZM129 215V216H128ZM141 215V217H140ZM160 215V216H159ZM168 215V217H167ZM206 215V216H205ZM217 216V218H215V216ZM255 215H258L260 217H256ZM25 216V217H23ZM95 216V218H93ZM134 217L133 221L134 223H137V226H133L134 223L130 222L131 221V217L128 218V222L125 221L126 220V217ZM155 216V220H158V224H157V221H155L153 218ZM163 216V218H161ZM174 218L173 221L175 222H172V219ZM196 216L197 217H201L202 220L205 218L206 220L204 221H200L199 219L197 221L196 219ZM204 218H203V217ZM208 216H211L208 218ZM220 216V217H219ZM235 218H234V217ZM237 216V218H236ZM247 216H250V217H247ZM31 217V220H30V223H32V225L28 222L29 221V218ZM34 217V218H33ZM45 217V218H44ZM54 218V219H51V218ZM74 219H72V218ZM119 217V218H118ZM158 219H157V218ZM165 217V218H164ZM167 217V218H166ZM190 217V219H189ZM207 217V218H206ZM242 217V218H241ZM256 217V218H254ZM2 218V220H1ZM37 218V219H36ZM71 218V219H70ZM85 218V219H84ZM90 218V219H89ZM93 218V219H92ZM101 218V219H100ZM108 218V219H107ZM115 218H118L119 220H117L116 224L115 225ZM122 218V220H121ZM124 218V219H123ZM171 219V222H170V219ZM194 220H193V219ZM241 218V220H240ZM246 218L250 219V218H253L251 221L253 223L250 222V220H247ZM99 219V220H98ZM138 219V220H137ZM142 219V220H140ZM164 219V220H163ZM169 219V220H168ZM211 219V220H210ZM213 219V220H212ZM223 219V218H222ZM236 219V220H235ZM243 220H247L248 222H246L247 224L250 223V225L246 226L245 223H241V221ZM261 219V218H260ZM36 220V221H35ZM75 220V221H74ZM88 220V221H87ZM93 220L92 222V225H90L91 221ZM114 220V221H113ZM153 220V221H152ZM193 220V221H192ZM210 220V221H209ZM240 222H239V221ZM2 221V223H1ZM53 221V222H52ZM55 221V222H54ZM58 221V224L59 226L56 224V222ZM60 221V222H59ZM70 221H74V222H70ZM98 221V222H97ZM102 221V222H101ZM114 224H112V222ZM119 221V222H118ZM121 221L124 223L127 222L125 225H123L124 223H122V225H119V223L121 224ZM140 221V222H139ZM143 221V222H142ZM169 223L171 224L172 223V227L169 228H166L164 225H166V223ZM185 221V222H184ZM196 222L193 223V222ZM215 221V222H214ZM217 221V222H216ZM222 221V220H221ZM27 225H25V223ZM97 222V223H95ZM109 222V223H108ZM143 223V225L139 224V223ZM149 222V230H150V234L152 235L153 233H156V234H153L155 236H151L149 234V236H147V234L149 233V230L148 228H146V230L141 227L142 229H140L139 227L140 226H147L146 223ZM156 222V224H155ZM162 222V223H160ZM164 222V223H163ZM177 222V223H176ZM212 222V223H211ZM213 222L215 223V225H217L216 223H218V227H215V225L213 224ZM236 223V225L238 224L239 227H240V230H238L239 228L234 225L233 223ZM239 222V223H238ZM36 225L34 226L33 225ZM68 223L71 225V227L68 226ZM100 226H99V224ZM106 223V224H105ZM160 223V224H159ZM173 223H175L173 225ZM195 224V225H191V224ZM200 223V224H199ZM203 225H206L203 226ZM209 223V224H207ZM241 223V225H240ZM30 224V225H29ZM81 224V228H79V225ZM96 224V225H95ZM133 227V229H136L134 227H137L140 231H144L145 232H138L137 230H134V232H129V230L133 231V229H131V226ZM139 224V226H138ZM156 225V226H153V225ZM198 224V226H196ZM211 224V226H209ZM244 224V225H243ZM6 225V227H4ZM77 226V228L75 226ZM83 225V226H82ZM88 225V227L86 228V226ZM96 228H95V226ZM97 225L99 227H97ZM112 225V226H111ZM136 225V224H134ZM161 225V227L159 229H161L160 231L158 230V227ZM178 229H177V227ZM214 225V226H213ZM256 225V224H255ZM21 228L22 231H20L19 227ZM25 226V227H24ZM26 226H29V227H26ZM32 226V227H31ZM106 226V227H105ZM118 226L120 228H118ZM122 226V228H121ZM125 226V227H124ZM151 227H155L154 230L153 228H150ZM175 226V227H173ZM194 226L195 227V230H194ZM221 226V227H220ZM36 227V228H35ZM85 227V229H84ZM128 227V228H126ZM185 227H188L190 229H185ZM202 227V229H201ZM205 227V228H204ZM211 227L213 229H211ZM222 227V228H224ZM25 228V229H24ZM32 228V230H30ZM67 228V229H66ZM79 228V229H78ZM90 229L89 231L87 229ZM105 228V229H104ZM107 228V229H106ZM162 228H165V229H162ZM176 228V229H174ZM211 229L209 231H207L208 229ZM219 228V229H218ZM229 228V227H228ZM238 228V229H237ZM1 229V228H0ZM70 229H73V233L70 232L72 230ZM88 231L90 234V239L89 236H88V232L86 233L84 230ZM99 229H102L99 233ZM115 230L113 233L114 235L112 236L113 239H116V237H119V235H121V237H123L122 234L119 233L118 230ZM128 229V230H127ZM170 229L172 233H170ZM174 229V230H173ZM181 229V230H180ZM184 230V235L185 233L187 232L189 235H186L187 236H184L182 235L183 234V230ZM193 229V230H192ZM199 229V230H198ZM206 229V230H205ZM241 230L240 232L244 231V230ZM7 230V231H6ZM19 230V231H17ZM23 230H27V231H30L28 232V234L26 232H24ZM68 230V231H67ZM76 230V231H75ZM79 230L81 231H84V236L83 234L81 235L80 233L82 232H79ZM94 230V231H93ZM107 230V231H106ZM108 230L110 232H108ZM153 230V232H152ZM156 230V231H155ZM167 234L166 231H168ZM178 230V231H177ZM187 230V231H186ZM191 230V231H190ZM205 230V231H203ZM234 230V231H233ZM14 231V232H13ZM62 231V232H61ZM67 231V232H66ZM116 231L118 233H116ZM128 231V232H127ZM148 231V232H147ZM162 231H164L165 233H162ZM174 231H177L176 233ZM195 231H198V232H195ZM202 231V233H201ZM23 232V233H22ZM103 232V233H102ZM106 232L108 235H106ZM152 232V233H151ZM181 232V233H179ZM204 232V234H203ZM205 232H208V234H206ZM228 232V231H227ZM0 233V234H1ZM11 233V234H9ZM26 233V234H25ZM62 233V234H61ZM65 233V234H63ZM70 235H69V234ZM75 233H77V235H75ZM83 233V232H82ZM110 233V234H109ZM115 233L117 234L115 236ZM134 233V234H133ZM136 233L138 234V236L136 237H133L132 235H136ZM141 233V234H140ZM145 233V235H144ZM179 233V234H178ZM193 233V234H191ZM201 233V234H200ZM233 233V234H234ZM7 235L6 237H4L5 235ZM22 234V235H20ZM24 234V235H23ZM74 234V235H73ZM79 234V236H78ZM85 234L86 235V238H85ZM94 234V236H93ZM96 234V235H95ZM170 234H175L173 237H175V241H173V245L172 243H170L173 239L172 236H170ZM178 234V236H177ZM197 234H200L197 235ZM203 234V235H202ZM13 235H17L15 237H13ZM20 235V236H19ZM58 235V236H57ZM143 235V236H142ZM164 235L166 236V238L164 237ZM172 237V239L170 240L169 237ZM194 235H197L196 237H194ZM207 235V236H206ZM13 238H12V237ZM73 236V237H72ZM75 236V237H74ZM82 236V237H80ZM141 236V237H140ZM154 238V239H152ZM184 236V238H186L185 241L184 238L182 237ZM4 237V238H3ZM88 237V238H87ZM132 239H131V238ZM142 237H144L142 239ZM148 237V238H147ZM194 237V238H193ZM2 238V239H1ZM11 238V239H10ZM77 238V239H75ZM79 238V239H78ZM85 238V239H83ZM137 238V239H136ZM146 238V241L144 240ZM150 238V239H149ZM169 240H168V239ZM6 241H5V240ZM10 239V240H9ZM90 239V240H89ZM179 239V240H178ZM185 241H182V240ZM4 240V241H3ZM9 240V241H8ZM82 240V242H81ZM152 240H154L152 242ZM157 240V241H155ZM174 240V239H173ZM178 240V243L177 241ZM189 242V246L192 247L196 244H199L202 248L201 250L196 253V254H193L191 251L192 249L187 246L188 244H186L187 242ZM193 240L195 241V243L193 242ZM2 241V242H1ZM41 241V242H40ZM149 241V242H147ZM151 241V243H150ZM160 241V242H159ZM163 241V242H161ZM170 241V242H169ZM181 241V243L179 244V242ZM198 241V242H197ZM88 242V243H86ZM143 242V243H141ZM156 242V243H155ZM168 242H169V245H168ZM176 242V243H175ZM183 242V243H182ZM193 242V243H192ZM5 243V245H4ZM8 243V244H7ZM85 243V244H84ZM154 243V244H153ZM191 243V244H190ZM87 244V245H86ZM97 244V245H96ZM161 244H162V248L161 247ZM174 244H179L177 245V247L175 246L174 247ZM184 244H186V247H182ZM204 244H206L207 246H204ZM62 245V247H60ZM99 245V246H98ZM102 245V246H100ZM143 245V247H142ZM146 245H150L151 247L148 249H146V247L144 248V246ZM154 245V246H153ZM157 245V246H155ZM168 245V246H167ZM86 246V247H85ZM88 246V247H87ZM160 246V247H158ZM173 246V247H172ZM222 246V245H221ZM57 247H60V251L57 252L56 249ZM91 247V248H89ZM100 247V248H99ZM138 247V248H137ZM154 247V248H153ZM158 247V248H157ZM169 247V248H168ZM180 247V250L179 248ZM191 249L189 251V249ZM255 247V248H254ZM72 248V249H70ZM97 248V249H96ZM157 248V250L155 249ZM168 248V250H167ZM171 248V249H170ZM174 250H173V249ZM176 248V249H175ZM182 248V250H181ZM187 248V249H185ZM193 248V247H192ZM218 248V249H217ZM221 248V249H220ZM145 249V250H144ZM154 249V250H153ZM161 249V250H159ZM206 249V250H205ZM259 247L258 246H253L252 248L249 249V252L247 254V258H245V260L242 258V260H244V264H258L259 261L260 263L259 264H264V256L261 255L260 250H258ZM79 250V251H78ZM89 250V251H87ZM149 250V251H148ZM152 250V251H150ZM156 250V251H155ZM189 252H188V251ZM203 250V251H202ZM217 250V251H216ZM220 250V251H219ZM3 251V252H1ZM74 251V252H73ZM129 251V252H128ZM133 251V252H132ZM138 251V252H137ZM145 251V252H144ZM152 252V253H147V252ZM157 251H161L164 255V253L166 254L165 256L163 255H160L161 252L157 255ZM167 251H171V253L174 252V256L175 254H178L177 257L171 259V255L173 254H170L167 252ZM178 251H181V252H178ZM219 251V252H218ZM252 251V252H251ZM84 252V253H83ZM100 252V254H99ZM113 252V253H111ZM201 252V253H200ZM213 252V255H211ZM216 252V253H215ZM64 253V254H63ZM107 253V254H106ZM124 253V252H122ZM133 253H137L138 256L136 254H133ZM183 253V254H182ZM191 253V254H190ZM210 255H208V254ZM215 253V254H214ZM217 253H220L223 255L222 258H220V254L217 255ZM69 254V255H68ZM80 254V255H79ZM84 254V255H83ZM114 254V256H113ZM130 254H133L134 256L130 255ZM188 254V257L187 255ZM200 254V255H198ZM207 254V257H204L206 256ZM74 255V256H73ZM79 257H77V256ZM83 257H82V256ZM104 255H106V257H112L108 260V258H106ZM153 255V257L151 256ZM179 255H182V256H179ZM183 255H185L183 258ZM190 255H195L197 257L194 256V259L193 260V257L190 256ZM204 255V256H203ZM140 256V257H139ZM162 258H161V257ZM168 256L170 258H168ZM191 258H190V257ZM199 256H202V257H199ZM214 256V257H212ZM218 256V257H217ZM34 257V258H33ZM75 257V258H74ZM82 257V258H81ZM130 257H132L133 259H131ZM138 257V258H137ZM152 258L155 260L153 261L152 259H148V258ZM81 258V259H80ZM136 258V259H134ZM142 259V260H138V259ZM158 258V259H157ZM186 258H188L186 260ZM204 258H207V261H205ZM209 258V259H208ZM216 260H215V259ZM218 258V259H217ZM220 258V259H219ZM79 259V261H78ZM85 259H88V260H85ZM120 259H124V257H121ZM144 259V260H143ZM166 259H168L167 261H165ZM170 259H171V262H170ZM198 259H199V262H198ZM214 259V260H213ZM229 258H227L228 260ZM241 259V258H240ZM85 260V263L84 261L81 262V261ZM134 260H138V262L140 263H136L134 262ZM209 260V261H208ZM211 260L212 263H211ZM220 260V261H219ZM227 260L225 259L224 263L223 264H226ZM104 261V262H103ZM144 261V262H143ZM182 261V262H180ZM184 261V262H183ZM204 261V263H203ZM217 261V262H216ZM257 261V263H256ZM143 262V263H142ZM163 262V263H162ZM222 262V263H220ZM167 263V264H168ZM173 263V264H174Z\"/></svg>",
	"mask_w": 264,
	"mask_h": 264
},
{
	"label": "snow or ice",
	"instance_id": "2",
	"mask_svg": "<svg viewBox=\"0 0 264 264\" xmlns=\"http://www.w3.org/2000/svg\"><path fill=\"white\" fill-rule=\"evenodd\" d=\"M40 7L47 8L48 5H39L33 8V15L36 14ZM61 5L56 3L51 11L56 12ZM82 9L83 15L79 12L75 13L74 23L71 31L64 28L62 37L57 35L55 37V47H52V32L48 33V38L45 40L41 35V25L36 26L37 35L32 36L29 43L25 45V65L31 61L34 57L42 58L46 63L49 60L50 55H56L59 51H63L66 55L70 50L73 49L74 45L87 37L93 47L107 38L109 34L112 36H119L125 32L136 31L139 27L143 30H147L149 24L145 19L146 16H151L157 20V24L160 25L162 22L159 20L160 16V5L155 3L140 4V3H109L108 0H92L91 3L78 4L73 3L69 5L66 2L63 5V13L60 15H71L69 9ZM185 17H179L180 31L172 32L164 27H159V34L149 37L150 42H155L157 45L164 47L172 55V62L175 69H177L183 75H189L192 79L200 81L203 77V73L200 71L201 63L198 61V50L199 47H205V51L209 55L210 63L217 62V56L210 52L209 49L212 47L207 36L200 32L195 26L191 19V13H186ZM59 19L60 16L54 17ZM43 24V21H41ZM63 27V26H62ZM215 25L212 26L210 31H214ZM232 36L235 41L243 45V55L238 57L233 65L230 66L229 70L233 67H250L255 63L256 52L254 49L249 48L245 43L246 35L244 31L239 27H232ZM2 32V29H0ZM141 33L137 32L139 36ZM11 37V34H10ZM11 39L9 44H11ZM4 47L3 36L0 35V50ZM10 55H14L10 49ZM259 64H260V91H261V117L264 121V44L259 49ZM81 64L87 63V57H82L80 60ZM32 69H30L26 76L30 75ZM219 76V73H217ZM227 77V72H225ZM78 139V138H77ZM234 142L229 148V153L235 151L238 156V165L242 164L243 171L248 174V178L255 182L258 172V191L259 199L264 205V124H262V133L260 137V147L257 153L254 147L249 143L245 144L242 142ZM96 152L99 153L100 149L96 148ZM206 163L211 167L220 168L223 163V159L217 157L216 159L208 158ZM241 169L238 167L234 174H239ZM155 177L148 175L145 177L146 180L152 181ZM142 187V181L137 180L135 188L133 190ZM222 191V190H221ZM211 196L215 198L217 196L216 190L213 187ZM145 221L148 219L147 211L144 216ZM220 223L230 228L231 221L225 217ZM179 227H183V221L178 222ZM101 240L103 248L100 249L101 253L103 250L113 251L115 250L117 258L112 260L111 264H131L128 260L120 259V253L125 252L133 243L125 237H117L113 239L112 236L94 237L91 243L94 245L97 240ZM201 241H204L209 246V251H214L216 247L223 245L226 247L229 253V259L226 264H244V261L240 258L246 257L249 249L253 246H258L261 255L264 256V211L261 213V219L259 225L253 224L242 232L231 233L221 228L220 231L213 230V235L210 237H199ZM62 247V245L60 246ZM60 247H57L56 251H60ZM146 248H150V245H146ZM39 248V242L34 240L30 235H25L22 238H14L10 240L8 246V259L0 257V264H37L33 261L32 256L35 251ZM201 250L199 244L194 245L192 248L193 254L198 253ZM47 264H77L75 261H65L62 259H52ZM91 264H96L92 261ZM190 264V262H189Z\"/></svg>",
	"mask_w": 264,
	"mask_h": 264
},
{
	"label": "bare ground",
	"instance_id": "3",
	"mask_svg": "<svg viewBox=\"0 0 264 264\" xmlns=\"http://www.w3.org/2000/svg\"><path fill=\"white\" fill-rule=\"evenodd\" d=\"M0 1H3V0H0ZM12 1H13V0H12ZM18 1H19V0H18ZM37 1H38V0H36V5L38 6ZM39 1H40V0H39ZM39 1H38V3H39ZM70 1H71V0H70ZM73 1H74V0H73ZM110 1H111V0H110ZM110 1H109V3H110ZM120 1H121V0H120ZM125 1H127V0H125ZM129 1H130V0H129ZM137 1H138V0H137ZM137 1H136V3H137ZM144 1H145V0H144ZM149 1H150V0H149ZM164 1H165V0H164ZM167 1H168V3H169V0H167ZM167 1H165V3H167ZM174 1H175V0H173L172 3H174ZM176 1H177V0H176ZM178 1H181V0H178ZM178 1H177V3H178ZM186 1H187V0H186ZM196 1H199V0H196ZM196 1H195V3H196ZM208 1H209V0H208ZM208 1H207V3H208ZM221 1H222V0H220V5H221ZM227 1H228V0H227ZM233 1H234V0H233ZM236 1H237V0H236ZM236 1H234L235 4H236ZM239 1H240V0H239ZM253 1H254V0H253ZM259 1H260V0H259ZM21 3H22V1H21ZM26 3H27V1H26ZM33 3H34V0H33ZM43 3H44V1H43ZM56 3H57V1H56ZM63 3H64V1H63ZM84 3H85V1H84ZM84 3H82V4H84ZM116 3H119V0L116 1ZM133 3H134V1H133ZM139 3H141V0H139ZM155 3H156V0H155ZM189 3L192 4V0H190ZM195 3H194V4H195ZM201 3H202V0H201ZM212 3H213V1H212ZM215 3H216V1H215ZM215 3H214V4H215ZM229 3H230V1H229ZM250 3H251V1H250ZM7 4H8V3H7ZM9 4H10V3H9ZM23 4H24V3H23ZM23 4H22V5H23ZM28 4H29V3H28ZM31 4H32V3H31ZM40 4H42V3H40ZM68 4L70 5L69 1H68ZM142 4H143V1H142ZM144 4H145V3H144ZM163 4H164V3H163ZM170 4H171V3H170ZM181 4H182V5H181ZM181 4H180L181 6L184 5L183 0H182V3H181ZM187 4H188V1H187L186 5H187ZM191 4H190V5H191ZM208 4H210V3H208ZM226 4H227V3H226ZM230 4H231V3H230ZM238 4H239V3H238ZM259 4H261V3H259ZM0 5H1V4H0ZM3 5H4V4H3ZM11 5H12V4H11ZM32 5H33V4H32ZM34 5H35V3H34ZM34 5H33V6H34ZM36 5H35V6H36ZM172 5H173V4H172ZM172 5H170V6L172 7ZM190 5H188V6H190ZM206 5H207V4H206ZM216 5H217V4H216ZM220 5H219V6H220ZM250 5H251V4H250ZM250 5H249V6H250ZM252 5H254V4H252ZM27 6H28V5H27ZM30 6H31V5H30ZM35 6H34V7H35ZM51 6H52V4H51ZM53 6H54V5H53ZM174 6H175V5H174ZM178 6H179V5H178ZM191 6H192V5H191ZM196 6H197V5H196ZM196 6H194V7L196 8ZM202 6H204V5H202ZM232 6H235V5L233 4ZM246 6H247V5H245V7H246ZM18 7H19V6H18ZM34 7H33V8H34ZM48 7H49V6H48ZM160 7H161V6H160ZM179 7H180V6H179ZM183 7H184V6H183ZM194 7H190V8H192V10H193ZM199 7H200V5H199ZM223 7H224V6H223ZM229 7H230V6H229ZM235 7H236V6H235ZM239 7H240V4H239ZM245 7H244V8H245ZM250 7H251V6H250ZM256 7H258V6H256ZM6 8H7V7H6ZM20 8H21V7H20ZM26 8H27V7H26ZM41 8H42V7H41ZM51 8H52V7H51ZM51 8H50V9H51ZM61 8H62V7H61ZM166 8H167V7H166ZM184 8H185V7H184ZM201 8H202V7H201ZM212 8H213V7H212ZM216 8H217V6H216ZM227 8H228V7H227ZM232 8H233V7H232ZM240 8H241V7H240ZM240 8H239V10H240ZM246 8H247V7H246ZM0 9H1V7H0ZM7 9H8V8H7ZM30 9H31V8H29V10H30ZM169 9H170V8H169ZM175 9H176V8H175ZM199 9H200V8H199ZM206 9H207V8H206ZM208 9H209V6H208ZM219 9H220V8H219ZM219 9H218V10H219ZM222 9H223V8H222ZM233 9H234V8H233ZM247 9H249V8H247ZM10 10H11V9H10ZM22 10H24V8H22ZM22 10H21V11H22ZM39 10H40V9H39ZM44 10H45V9H44ZM44 10H42V12H43ZM76 10H78V9H75L74 11L77 12ZM80 10H81V9H80ZM163 10H164V9H163ZM182 10H183V9H182ZM185 10H187V9H185ZM188 10H189L190 13H191V10H190V9H188ZM200 10H201V9H200ZM200 10H197V11H200ZM210 10H211V9H210ZM214 10H215V9H214ZM218 10H217V11H218ZM220 10H221V9H220ZM224 10H226V12H225L224 14H228L229 11H228V9H226V7L223 9V12H224ZM229 10H230V9H229ZM239 10H237V12H238ZM1 11H3V9H2ZM6 11H7V10H6ZM8 11H9V10H8ZM12 11H13V10H12ZM49 11H51V10H49ZM74 11H73V12H74ZM197 11H196V12H197ZM211 11H212V10H211ZM211 11H210V12H211ZM217 11H216V12H217ZM230 11H231V10H230ZM249 11H250V10H249ZM259 11H261V10H259ZM59 12H60V8H59ZM61 12H62V11H61ZM192 12H193L192 15L194 16V13H195V12H194V11H192ZM208 12H209V11H208ZM216 12H215V13H216ZM218 12H219V11H218ZM233 12H234V11H233ZM235 12H236V11H235ZM250 12H251V11H250ZM250 12H249V13H250ZM13 13H15V12H13ZM21 13H24V11L21 12ZM38 13H39V12H38ZM62 13H63V12H62ZM165 13H166V12H165ZM167 13H168V12H167ZM179 13H181V8H180ZM182 13H183V12H182ZM197 13H198V12H197ZM200 13H201V11H200ZM212 13H213V11H212ZM221 13H222V11H221ZM1 14H2V13H1ZM18 14H20V13H18ZM28 14H29V13H28ZM40 14H41V12H40ZM43 14H45V13L43 12ZM74 14H75V13H74ZM81 14H82V13H80V15H81ZM163 14H164V12H163ZM183 14H184V13H183ZM195 14H196V13H195ZM252 14H253V13H252ZM14 15H15V14H14ZM36 15H37V14H36ZM41 15H42V14H41ZM72 15H73V14H72ZM82 15H83V14H82ZM82 15H81V16H82ZM170 15H171V14H170ZM179 15H180V14H179ZM214 15H215V14H214ZM228 15H229V14H228ZM228 15H227V17H228ZM232 15H233V14H232ZM232 15H231V18H232ZM234 15H235V14H234ZM243 15H244V14H243ZM249 15H250V14H249ZM259 15H260V14H259ZM1 16H2V15H1ZM8 16H9V15H8ZM16 16H17V15H16ZM19 16H20V15H19ZM22 16H23V15H22ZM46 16H47V15H46ZM46 16H45V17H46ZM49 16H50V15H49ZM52 16H53V15H52ZM52 16H51V17H52ZM55 16H56V15H55ZM196 16H197V15H196ZM206 16H207V15H206ZM216 16H217V18H218V14L215 15V17H216ZM219 16H220V12H219ZM222 16L224 17L223 14H222ZM222 16H221V17H222ZM6 17H7V16H6ZM13 17H14V16H13ZM17 17H18V16H17ZM17 17H16V18H17ZM36 17H37V16H36ZM38 17H40L39 14H38ZM41 17H42V16H41ZM146 17H149V16H146ZM169 17H170V16H169ZM184 17H185V16H184ZM200 17H201V16H200ZM209 17H210V15H209ZM215 17H214V18H215ZM223 17H222V18H223ZM236 17H237V15H236ZM3 18H4V15H3ZM3 18H2V19H3ZM16 18H15V20H17ZM31 18H32V17H31ZM72 18H73V17H72ZM166 18H167V17H166ZM185 18H186V17H185ZM194 18H195V17H194ZM202 18L204 19V17H202ZM234 18H235V17H234ZM237 18H238V17H237ZM2 19H0V20H2ZM35 19H36V18H35ZM49 19H50V18H49ZM55 19H56V18H55ZM170 19H171V18H170ZM186 19H187V18H186ZM211 19H212V18H211ZM211 19H210V20H211ZM219 19H220V18H219ZM224 19H225V18H224ZM226 19H227V18H226ZM228 19H229V18H228ZM249 19H250V18H249ZM251 19H252V18H251ZM251 19H250V20H251ZM37 20H38V18H37ZM70 20H71V19H70ZM150 20H151V19H150ZM161 20H162V19H161ZM161 20H160V21H161ZM193 20H194V19H193ZM198 20H199V19H198ZM215 20H216V19H215ZM232 20H233V19H232ZM232 20H231V21H232ZM2 21H3V20H2ZM17 21H18V20H17ZM17 21L14 22V23H16V25H18V24H17ZM22 21H23V20H22ZM28 21H29V20H28ZM34 21H35V20H34ZM38 21H39V20H38ZM43 21H44V20H43ZM47 21H48V20H47ZM147 21H149V20H147ZM163 21H164V19H163ZM167 21H168V19H167ZM170 21H171V20H170ZM205 21H206V19H205ZM219 21H220V20H218V23H219ZM221 21H223V20H221ZM231 21H230V22H231ZM23 22H24V21H23ZM26 22H27V21H26ZM40 22H41V21H39V23H40ZM48 22H49V21H48ZM73 22H74V21H73ZM153 22H155V21H153ZM177 22H178V21H177ZM196 22H197V21H196ZM200 22H201V21H200ZM208 22H210V21H208ZM208 22H206V23L204 22V23L207 25ZM212 22H213V21H212ZM214 22H215V21H214ZM227 22H229V21H227ZM227 22H225V23H227ZM232 22H233V21H232ZM232 22H231L230 25L233 24ZM235 22H236V21H235ZM237 22H238V21H237ZM237 22L234 23V24H237ZM239 22H240V20H239ZM2 23H3V22H2ZM2 23H1V24H2ZM24 23H25V22H24ZM51 23H52V22H51ZM54 23H55V22H54ZM69 23H70V22H69ZM162 23H163V22H162ZM168 23H169V22H168ZM194 23H195V20H194ZM197 23H199V22H197ZM218 23H217V25H219V24H221V23L225 24L224 21H223V22H220L219 24H218ZM36 24H38V22H37ZM46 24H47V23H46ZM151 24H153V23H151ZM171 24H172V21H171ZM209 24H210V23H209ZM215 24H216V23H215ZM215 24H214V25H215ZM228 24H229V23H227V25H228ZM234 24H233V25H234ZM241 24H242V23H241ZM14 25H15V24H14ZM23 25H24V24H23ZM41 25H42V24H41ZM48 25H49V24H48ZM53 25H54V24H53ZM164 25H165V24H164ZM169 25H170V24H169ZM175 25H176V24H175ZM199 25H200V24H198L197 26H199ZM202 25H203V24H202ZM233 25H232V26H233ZM3 26H4V24H3ZM11 26H12V25H11ZM36 26H37V25H36ZM49 26H51V25H49ZM69 26H71V25H70V24L68 25V29H71L72 27L69 28ZM72 26H73V23H72ZM177 26H179V25H177ZM203 26H204V25H203ZM221 26H222V25H221ZM223 26H224V25H223ZM225 26H226V24H225ZM225 26H224V27H225ZM235 26L237 27V26H239V24H238V25H235ZM47 27H48V26H47ZM161 27H162V24H161ZM163 27H164V26H163ZM200 27H201V26H200ZM206 27H207V26H206ZM227 27H229V25H228ZM3 28H4V27H3ZM18 28H19V27H18ZM41 28H42V27H41ZM51 28H54V27L51 26ZM137 28H138V27H137ZM137 28H136V29H137ZM151 28H152V27H151ZM173 28H174V27H173ZM178 28H179V27H178ZM178 28H177V29H178ZM202 28H203V27H202ZM209 28H210V27H209ZM215 28H216V27H215ZM219 28H220V27H219ZM239 28H241V27H239ZM1 29H2V28H1ZM23 29H24V28H23ZM49 29H50V28H49ZM168 29H169V28H168ZM171 29H172V28H171ZM198 29H199V27H198ZM224 29H225V28H224ZM229 29H230V28H229ZM10 30H11V29H10ZM20 30H21V29H20ZM46 30H48V28H47ZM137 30H138V29H137ZM139 30H140V28H139ZM172 30H173V29H172ZM206 30H207V29H205V30L203 29V32L205 31L206 35H209V33L207 34L208 31H206ZM214 30H215V29H214ZM216 30H217V28H216ZM219 30H221V28H220ZM5 31H6V30H3V33H4ZM18 31H19V30H18ZM28 31H29V30H28ZM35 31H36V30H35ZM57 31H58V30H57ZM61 31H62V30H61ZM70 31H71V30H70ZM142 31H143V29H142ZM142 31H141V32L139 31V32L142 33ZM150 31H151V30H150ZM173 31H175V29H174ZM173 31H172V32H173ZM199 31H200V29H199ZM6 32H7V31H6ZM14 32H15V31H14ZM14 32H13V33H14ZM16 32H17V31H16ZM21 32H22V31H21ZM29 32L33 33L32 31H29ZM41 32H42V31H41ZM136 32H138V31H136ZM203 32H202V33H203ZM214 32H215V31H213V33H214ZM218 32H220V31H218ZM229 32H230V31H229ZM229 32H228V33H229ZM13 33H12V35H13ZM36 33H37V32H36ZM56 33H57V32H56ZM58 33H59V32H58ZM151 33H152V32H151ZM156 33H157V32H156ZM216 33H217V32H216ZM216 33H215V35H216ZM221 33H222V32H221ZM225 33H226V30H225ZM228 33H227V34H228ZM5 34H6V33H5ZM16 34H17V33H16ZM18 34H19V33H18ZM18 34H17V35H18ZM26 34H27V33H26ZM42 34H43V33H42ZM60 34H62V33H60ZM124 34H125V33H124ZM124 34H122V35H120V36H122V38H123V35H124ZM126 34H127V33H126ZM130 34H131V33H130ZM136 34H137V33H136ZM142 34H144V33H142ZM142 34H141V36H142ZM145 34H146V33H145ZM245 34H246V33H245ZM8 35H9V34H8ZM12 35H11V36H12ZM31 35H32V34H31ZM34 35H35V34H34ZM40 35H41V33H40ZM58 35H59V34H58ZM212 35H213V34H212ZM219 35H220V34H219ZM219 35H218V36H219ZM4 36L6 37V35H4ZM21 36H22V35H21ZM27 36H28V35H27ZM59 36H60V35H59ZM133 36H134V35H133ZM136 36H137V35H136ZM141 36H140V37H141ZM221 36H222V35H221ZM226 36H227V35H226ZM226 36H225V37H226ZM8 37H9V36H8ZM15 37H16V36H15ZM17 37H18V36H17ZM114 37L116 38V36H114ZM117 37H118V36H117ZM126 37H127V36H126ZM229 37H230V35H229ZM23 38H25V37H23ZM27 38H28V37H27ZM124 38H125V37H124ZM128 38H129V37H128ZM143 38H144V37H142L141 39L144 40ZM146 38H147V40H146V39H145V40L148 41V36H147ZM215 38H216V36H215ZM215 38H213V39H215ZM219 38H220V37H219ZM227 38H228V37H227ZM12 39H13V37H12ZM85 39H86V38H85ZM112 39H113V38H112ZM117 39H118V38H117ZM132 39H133V38H132ZM137 39H138V38H137ZM17 40H18V39H17ZM19 40H22V39H19ZM28 40H30V39H28ZM83 40H84V39H83ZM120 40H121V39H120ZM127 40H129V39H127ZM134 40H136V39H134ZM142 40H141V41H142ZM211 40H212V39H211ZM6 41H7V40H6ZM80 41H81V40H80ZM124 41H126V39H124ZM124 41H123V42H124ZM130 41H131V39H130ZM141 41H138V42H140V43L142 44ZM219 41H220V40H219ZM219 41H218V42H219ZM231 41H232V39H231ZM231 41H230V42H231ZM8 42H9V41H7V43H8ZM54 42H55V41H54ZM115 42H116V40H115ZM117 42H118V40H117ZM117 42H116V43H117ZM128 42H129V41H128ZM128 42H127V43H128ZM213 42H214V41H213ZM216 42H217V39H216ZM7 43H6V44H7ZM78 43H79V42H78ZM80 43H81V42H80ZM86 43H87V42H86ZM130 43H131V42H130ZM133 43H137V42H132L131 44H133ZM143 43H144V42H143ZM219 43H221V41H220ZM219 43H218V44H219ZM76 44H77V43H76ZM76 44H75V45H76ZM81 44H82V43H81ZM98 44H99V43H98ZM118 44H120V41H119ZM131 44H130V45H131ZM144 44H145V43H144ZM218 44H217V45H218ZM83 45H84V44H83ZM85 45H87V44H85ZM90 45H91V43H90ZM116 45H117V44H116ZM122 45H123V44H122ZM124 45H126V44H124ZM127 45H129V43H128ZM139 45H140V44H138V46H139ZM148 45H149V44H148ZM11 46H12V45H11ZM18 46H19V44H18ZM98 46H100V45H98ZM119 46H120V45H119ZM141 46H144V45H141ZM141 46H140V47H141ZM151 46H152V45H151ZM212 46H213V45H212ZM218 46H219V45H218ZM223 46H224V43H223ZM4 47H7V46H4ZM23 47H25V46H23ZM23 47H22V49H23ZM122 47H123V46H122ZM132 47H134V46H132ZM157 47H158V46H157ZM220 47H221V46H220ZM231 47H232V45H231ZM7 48H8V47H7ZM11 48H13V47H11ZM14 48H15V47H14ZM83 48H84V47H83ZM99 48H100V47H99ZM145 48H147V47L145 46ZM15 49H16V48H15ZM86 49H88V48H86ZM95 49H96V48H95ZM130 49H132V48H130ZM130 49H129L128 51H130ZM133 49H134V48H133ZM136 49H138V48H136ZM136 49H134V50H136ZM142 49H143V47H142ZM153 49H154V46H153ZM155 49H156V48H155ZM159 49H160V48H159ZM200 49H201V48H200ZM203 49H204V48H203ZM203 49H201V50H203ZM212 49H213V48H212ZM217 49H218V48H217ZM17 50L20 51L21 48H19V49H17ZM79 50H80V49H79ZM92 50L94 51V49H92ZM100 50H101V49H100ZM119 50H120V48H119ZM126 50H127V48H126ZM148 50H149V47H148ZM148 50L145 49V52L148 51ZM150 50H151V49H150ZM164 50H166V49H164ZM222 50H223V49H222ZM4 51H5V50H4ZM12 51H13V50H12ZM12 51H11V52H12ZM21 51L25 52L24 50H21ZM96 51H97V50H96ZM120 51H121V50H120ZM138 51L140 52V50H138ZM138 51H137V52H138ZM155 51H156V50H154V52H155ZM212 51H213V50H212ZM217 51H218V50H217ZM224 51H225V47H224ZM17 52H18V51H17ZM23 52H21V53H23ZM60 52H61V51H60ZM71 52H73V49L71 50ZM87 52H88V50H87ZM99 52H100V51H99ZM99 52H98V53H99ZM131 52L133 53V51H131ZM139 52H138V53H139ZM141 52H142V51H141ZM141 52H140V53H141ZM143 52H144V51H143ZM151 52H152V51H151ZM160 52H161V51H160ZM198 52H199V51H198ZM214 52H216V51H214ZM61 53H62V52H61ZM81 53H83V52H81ZM92 53H93V52H91V54H92ZM105 53H106V52H105ZM124 53H125V52H124ZM124 53H123L122 55H125V54H126V53H125V54H124ZM132 53H131V54H132ZM134 53H136V52H134ZM167 53H169V52H167ZM5 54H6V53H5ZM72 54H73V53H72ZM78 54H79V53H78ZM83 54H84V53H83ZM83 54H80V55L82 56ZM88 54H89V53H88ZM99 54H100V53H99ZM103 54H104V53H103ZM128 54H129V53H128ZM144 54H145V53H144ZM158 54H159V53H158ZM64 55H66V54H64ZM64 55H63V56H64ZM69 55H71V54H69ZM93 55H95V57H96V54H93ZM126 55H127V54H126ZM137 55H138V54H137ZM137 55H136V56H137ZM148 55H149V54H148ZM148 55H147V56H148ZM153 55H154V54H153ZM198 55H199V53H198ZM23 56H24V55H22L21 57H23ZM51 56H52V55H50V57H51ZM57 56H58V55H57ZM66 56H67V55H66ZM83 56L85 57V55H83ZM91 56H92V55H91ZM91 56H90V57H91ZM99 56H100V55H99ZM127 56H128V55H127ZM142 56H144V55H142ZM145 56H146V55H145ZM145 56H144V58H145ZM150 56H151V55H150ZM157 56H158V55H157ZM159 56H160V58H161L162 55L159 54ZM203 56H204V55H203ZM1 57H2V56H1ZM10 57H11V56H10ZM10 57H9V60H10ZM15 57H16V56H15ZM59 57H60V56H58V58H59ZM100 57H101V56H100ZM105 57H106V55H105ZM105 57H104V58H105ZM128 57H131V55L128 56ZM137 57H138V56H137ZM163 57H164V55H163ZM199 57H200V56H199ZM3 58H4V57H3ZM17 58H19V57H17ZM64 58H65V57H64ZM70 58H72V57H70ZM88 58H89V57H88ZM121 58H122V59H118L119 62H122V61H120V60H123V56H122ZM125 58H126V57H125ZM133 58H134V57H133ZM148 58H149V57H148ZM155 58H156V56H153V59H155ZM157 58H158V57H157ZM200 58H201V57H200ZM208 58H209V57H208ZM217 58H218V57H217ZM60 59H61V58H60ZM62 59H63V58H62ZM65 59H66V58H65ZM91 59H92V58H91ZM94 59H95V58H94ZM98 59H99V58H98ZM98 59H97V60H98ZM131 59H132V58H131ZM142 59H143V58H142ZM151 59H152V58H151ZM206 59H207V56H206ZM6 60H7V59H6ZM52 60H54V56H53V59H52ZM69 60H70V59H69ZM69 60H68V58H67V61H69ZM79 60H80V59H79ZM95 60H96V59H95ZM106 60H108V59L106 58ZM125 60H126V59H125ZM132 60H134V59H132ZM137 60H138V59H137ZM137 60H136V61H137ZM204 60H205V58H204ZM217 60H218V59H217ZM60 61H61V60H60ZM70 61L72 62V59H71ZM116 61H117V60H116ZM118 61H117L116 63H118ZM123 61H124V60H123ZM139 61H141V60H139ZM145 61H147V60L145 59L144 62H145ZM155 61H156V59H155ZM161 61H163V60H161ZM171 61H172V60L170 59L169 62H171ZM256 61H257V60H256ZM13 62H14V60H13ZM30 62H31V61H30ZM30 62H29V63H30ZM33 62H34V61H33ZM44 62H45V61H44ZM55 62H56V61H55ZM55 62H54V63H55ZM91 62H92V60H91ZM159 62H160V61H159ZM199 62H201L200 59H199ZM209 62H210V61H209ZM257 62H258V61H257ZM5 63H7V62H5ZM21 63H22V62H21ZM23 63H24V62H23ZM47 63H48V62H47ZM63 63H64V62H63ZM66 63H67V62H66ZM66 63H65V64H66ZM95 63H97V62L95 61ZM116 63H115V64H116ZM123 63H124V62H123ZM137 63H138V62H137ZM137 63H136V64H137ZM139 63H140V62H139ZM142 63H143V62H142ZM149 63H150V61L148 62V64H149ZM156 63H157V62H156ZM160 63H161V62H160ZM164 63H165V62H164ZM9 64H10V63H9ZM17 64H18V62H17ZM31 64H32V63H31ZM33 64H34V63H33ZM42 64H43V63H42ZM60 64H61V62H60ZM65 64H64V65H65ZM67 64H68V63H67ZM72 64H73V63H72ZM86 64H87V63H86ZM90 64H91V63H90ZM90 64H88V66H89ZM105 64H106V62H105ZM105 64H104V65H105ZM107 64H108V61H107ZM145 64H146V62H145ZM151 64H152V63H151ZM153 64H155V63L153 62ZM167 64H168V62H167ZM254 64H255V63H254ZM34 65H35V64H34ZM52 65H53V64H52ZM62 65H63V64H62ZM64 65H63V66H64ZM95 65H96V64H94L93 66H95ZM120 65H121V64H119V66H120ZM138 65H139V64H138ZM140 65H141V64H140ZM161 65H162V64H161ZM207 65H208V63H207ZM15 66H16V65H15ZM27 66H28V65H27ZM27 66H26V67H27ZM49 66H50V65H49ZM66 66H67V65H66ZM71 66H72V65H71ZM82 66H84L83 68L86 70L85 66H87V65H84V64H83ZM93 66H92V67H93ZM99 66H100V65H99ZM121 66H124V65H121ZM121 66H120V67H121ZM149 66H150V65H149ZM159 66H160V65H159ZM159 66H156V68L159 67ZM164 66H165V65H164ZM171 66H172V65H171ZM209 66H210V65H209ZM16 67H17V66H16ZM33 67H34V66H33ZM56 67H57V66H56ZM56 67H55V68H56ZM61 67H62V66H61ZM114 67L116 68L115 65H114ZM117 67H118V65H117ZM144 67L146 68L147 66H144ZM152 67H153V65H152ZM201 67H203V66H201ZM211 67H212V66H211ZM215 67H216V66H215ZM2 68H3V67H2ZM45 68H46V67H45ZM47 68H48V67H47ZM89 68H90V67H87V70H88ZM94 68H96V67H94ZM105 68H106V66L104 67V69H105ZM118 68H119V67H118ZM123 68H124V67H123ZM123 68H122V69H123ZM145 68H144V69H145ZM150 68H151V67H149V69H150ZM16 69H17V68H16ZM32 69H33V68H32ZM53 69H54V68H53ZM66 69H67V68H66ZM69 69H70V68H68V70H69ZM71 69H72V68H71ZM73 69H74V68H73ZM73 69H72V70H73ZM90 69H91V68H90ZM98 69H99V68H98ZM100 69L103 70V67L100 68ZM107 69H108V68H107ZM120 69H121V68H120ZM138 69H139V66H138ZM163 69H164V68H163ZM172 69H173V68H172ZM241 69H242V68H241ZM47 70H48V69H47ZM51 70H52V69H51ZM56 70H57V69H56ZM78 70H79V69H78ZM85 70L82 71V72L80 71V72H81L80 74L83 75L82 73H85ZM124 70H125V72L127 73L126 69H124ZM124 70H123V71H124ZM141 70H143V68H141ZM153 70H154V68H153ZM153 70H152V71H153ZM160 70H161V69H160ZM164 70H165V69H164ZM175 70H176V69H174V72H175ZM201 70H202V69H201ZM4 71H5V70H4ZM10 71H11V68H10ZM19 71H20V70H19ZM33 71H34V70H33ZM52 71H55V70H52ZM52 71H50V72L52 73ZM74 71H77V70L75 69ZM94 71H95V70H94ZM99 71H100V70H99ZM99 71H97V72H99ZM104 71H109V70H106V69H105ZM118 71L120 72L121 70H118ZM123 71H122V73H123ZM138 71H139V70H138ZM144 71H146V70H144ZM148 71H150V70H148ZM152 71H150V72H152ZM158 71H159V70H158ZM166 71H167V70H166ZM169 71H171L170 68H169ZM176 71H178V70H176ZM5 72L8 73L7 71H5ZM57 72L61 74V72H59V71H57ZM57 72H56V73H57ZM70 72H71V71H70ZM91 72H92V69H91ZM97 72H96V73H97ZM139 72H140V71H139ZM153 72H154V71H153ZM153 72H152V73H153ZM155 72H156V71H155ZM161 72H162V71H161ZM202 72H204V71H202ZM222 72H223V71H222ZM1 73H2V72H1ZM19 73H20V72H19ZM24 73H25V71H24ZM58 73H57V75H58ZM86 73H87V72H86ZM96 73H94V74H96ZM102 73H103V72H102ZM106 73H107V72H105V74H106ZM112 73H113V72H112ZM114 73H118V72H115V71H114ZM114 73H113V75H114ZM128 73H129V72H128ZM142 73H143V71H142ZM148 73H149V72H148ZM158 73H159V72H158ZM166 73H167V72H166ZM169 73H170V72H169ZM175 73H177V72H175ZM75 74H76V73H75ZM80 74H78V75H80ZM91 74H92V73H91ZM97 74H98V73H97ZM108 74H109V73H108ZM136 74H137V73H136ZM140 74H141V73H140ZM153 74H155V73H153ZM159 74H160V73H159ZM167 74H168V73H167ZM177 74H178V73H177ZM30 75H32V77H36V76H33L34 74H30ZM36 75H37V73H36ZM48 75H49V74H48ZM52 75H53V74H52ZM73 75H74V74H73ZM81 75H80V76H81ZM84 75H85V74H84ZM99 75H100V74H99ZM123 75H126V74H123ZM127 75H128V74H127ZM146 75H147V74H146ZM160 75H161V74H160ZM163 75H164V74H163ZM163 75H162V76H163ZM171 75H172V74H171ZM175 75H176V74H173L172 77H175ZM178 75H180V73H179ZM205 75H206V74H205ZM209 75H210V74H209ZM220 75H221V74H220ZM25 76H26V75H25ZM54 76H55V75H54ZM54 76H53V77H54ZM61 76H62V75H61ZM67 76H68V75H67ZM85 76H86V75H85ZM87 76H88V75H87ZM87 76H86V77H87ZM94 76H95V75H94ZM100 76H101V75H100ZM105 76H108V75H105ZM105 76L102 75L101 77H105ZM129 76H130V75H129ZM129 76H128V78H126V80H127V79L129 80ZM140 76H142V75H139V77H140ZM143 76H144V75H143ZM229 76H231V75H229ZM14 77H16V76H14ZM18 77H19V76H18ZM20 77H21V76H20ZM30 77H31V76H30ZM32 77H31V78H32ZM49 77H51V76H49ZM53 77H52V78H53ZM62 77H63V76H62ZM77 77H79V76H77ZM90 77H91V76H90ZM90 77H89V79H90ZM98 77H99V76H98ZM114 77H115V76H114ZM118 77L120 78V76H116L114 79H116V78H118ZM154 77H158V75H157V76H154ZM165 77H166V76H165ZM172 77H171V78H172ZM176 77H177V76H176ZM180 77H181V76H180ZM28 78H29V77H28ZM38 78H40V77H38ZM52 78L49 79V80H52ZM54 78H55V77H54ZM59 78H60V76H59ZM83 78H84V77H82V79H83ZM94 78H95V77H94ZM121 78H123V77H121ZM124 78H125V76H124ZM131 78H132V77H131ZM147 78H148V77H147ZM159 78H160V77H159ZM177 78H179V76H178ZM177 78H176V79H177ZM184 78H185V77H184ZM190 78H191V77H190ZM223 78H224V77H223ZM1 79H2V78H1ZM11 79H12V78H11ZM56 79H57V78H56ZM60 79H62V78H60ZM63 79H64V77H63ZM67 79H68V77H67ZM80 79H81V77H80ZM100 79H101V78H100ZM100 79H98V81H96L95 79H94V80L96 81V83L98 82L97 84H102V83H99V80H100ZM114 79H113V80H114ZM144 79H146V78H144ZM144 79H142V80H144ZM152 79H153V78H152ZM164 79H165V78H164ZM164 79H163V80H164ZM169 79H170V78H169ZM182 79H183V78H181V80H182ZM231 79H232V78H231ZM32 80H33V79H32ZM34 80H35V78H34ZM41 80H42V79H41ZM49 80H48V81H49ZM64 80H65V79H64ZM83 80H84V79H83ZM86 80H87V79L85 78V81H86ZM101 80H102V79H101ZM119 80H121V79H119ZM128 80H127V82H128ZM131 80H132V79H131ZM131 80H129V81L131 82ZM149 80H150V79H149ZM154 80H155V79H154ZM177 80H178V79H177ZM181 80H180V82H181ZM184 80H185V79H184ZM184 80H183V81H184ZM239 80H240V79H239ZM2 81H3V80H2ZM12 81H13V80H12ZM55 81H56V80H55ZM92 81H93V79H92ZM109 81H110V80H109ZM115 81H116V80H115ZM146 81H147V80H146ZM165 81H166V80H165ZM185 81H186V80H185ZM187 81H188V80H187ZM117 82H118V80H117ZM121 82H124V80L121 81ZM127 82H126V83H127ZM141 82H142V81H141ZM150 82H151V81H150ZM162 82H163V81H162ZM173 82H174V81H173ZM173 82H172V83H173ZM41 83L44 84L43 82H41ZM54 83H55V82H54ZM56 83H57V82H56ZM56 83H55V84H56ZM64 83H65V82H64ZM81 83H82V82H81ZM88 83H89V82H88ZM90 83L92 84V82H90ZM90 83H89V86H90ZM106 83H108V82H106ZM110 83H111V82H109V84H110ZM115 83H116V82H115ZM115 83L113 84V86H114V87H117V86H115V85H116ZM134 83H136V81H134ZM143 83H144V82H143ZM166 83H167V82H166ZM175 83H176V82H174L173 84H175ZM178 83H179V82H178ZM185 83H186V82H185ZM49 84H51V83H49ZM52 84H53V82H52ZM57 84H58V85H61L60 83H57ZM67 84H69V83L67 82ZM118 84H119V83H118ZM118 84H117V85H118ZM144 84H146V82H145ZM144 84H143V85H144ZM169 84H170V83H169ZM191 84H192V83H191ZM13 85H14V84H13ZM31 85H32V84H31ZM35 85H36V84H35ZM63 85H64V84H63ZM65 85H66V83H65ZM78 85H81V84L79 83ZM94 85H96V84L94 83ZM121 85H123V84H120V87H121ZM124 85H125V84H124ZM151 85H153V84H150V86H151ZM155 85H156V83H155ZM160 85H161V83H160ZM162 85H164V83H163ZM167 85H168V84H167ZM170 85H171V84H170ZM32 86H34V84H33ZM38 86H39V85H38ZM50 86H51V85H50ZM53 86H54V85H53ZM85 86H86V85H85ZM101 86H102V85H101ZM104 86H105V84H104ZM104 86H103V87H104ZM106 86L108 87L109 85H106ZM110 86H112V85H110ZM128 86H130V85H128ZM141 86H142V85H141ZM146 86H148V85L146 84ZM150 86L148 87L149 90H150ZM158 86H159V84H158ZM165 86H166V84H165ZM17 87H18V86H17ZM60 87H61V86H59V89H60ZM63 87H65V86H63ZM69 87H70V86H69ZM78 87H79V86H78ZM114 87H113V88H114ZM120 87H119V88H120ZM123 87H124V86H123ZM155 87H157V86H155ZM170 87H171V86H170ZM172 87H174V86H172ZM240 87H241V86H240ZM11 88H12V87H11ZM14 88H15V87H14ZM31 88H32V87H31ZM43 88H44V86H43ZM53 88H54V87H53ZM55 88L58 89V87H55ZM99 88H100V87H99ZM113 88H109V89H113ZM133 88H134V87H133ZM140 88H142V89L145 88V89H146L145 85H144V88H143V87H140ZM152 88H153V86H152ZM168 88H169V86H168ZM174 88H175V87H174ZM250 88H251V87H250ZM6 89H7V88H6ZM33 89H35V88H33ZM40 89H42V87H41ZM51 89H52V88H51ZM51 89H50V91H51ZM57 89H55V90L57 91ZM69 89H71V88H69ZM69 89H68V87L65 88V90H69ZM78 89H79V88H78ZM80 89H81V88H80ZM97 89H98V88H97ZM102 89H103V88H102ZM105 89H106V88H105ZM117 89H118V88H117ZM125 89H126V87H125ZM125 89L123 88V91H124ZM138 89H139V88H138ZM170 89H171V88H170ZM170 89H169V90H170ZM48 90H49V89H48ZM55 90H54V91H55ZM63 90H64V89H63ZM82 90H83V89H82ZM95 90H96V89H95ZM99 90H100V89H99ZM106 90H107V89H106ZM106 90H105V91H106ZM140 90H141V89H140ZM149 90H148V91H149ZM31 91H32V90H31ZM35 91H36V90H35ZM77 91H78V90H77ZM83 91H84V90H83ZM83 91H82V92L79 91V92L83 93ZM86 91L89 92L88 90H86ZM92 91H93V90H92ZM100 91H102V90H100ZM119 91H120V89L118 90V92H119ZM121 91H122V90H121ZM123 91H122V92H123ZM126 91H129V90H126ZM143 91H145V90H143ZM143 91H142V92H143ZM148 91H145V92H148ZM152 91H154V90L152 89ZM158 91H159V90H158ZM15 92H16V91H15ZM42 92H43V91H42ZM52 92H53V91H52ZM59 92H60V91H59ZM59 92H57V95H58ZM73 92H74V91L72 90V93H73ZM87 92H86V93H87ZM93 92H96V91H93ZM103 92H104V91H103ZM103 92L101 93V95L103 94ZM118 92H117L116 95H118V96L120 95V98L122 99V98H123V97L121 96L122 93H119V94H118ZM129 92H130V91H129ZM164 92H165V91H163V93H164ZM169 92H170V91H169ZM181 92H182V91H181ZM31 93H32V92H31ZM50 93H51V92H50ZM67 93H68V92H67ZM70 93H71V91H70ZM70 93H69V94H70ZM72 93H71V94H72ZM75 93H76V92H75ZM81 93L78 94L77 96L79 97V95H81ZM124 93H125V91H124ZM131 93H132V92H131ZM143 93H144V92H143ZM150 93H152V92L149 91V93H147V96H150V95H148V94H150ZM154 93H156V91H155ZM160 93H162V92H161V91L157 92V94H160ZM173 93H175V92H173ZM179 93H180V92H179ZM179 93H178V95H179ZM38 94H39V93H38ZM44 94H45V92H44ZM44 94H43V95H44ZM71 94H70V95H71ZM110 94H111V93H110ZM110 94H109V96H110ZM126 94H127V92H126ZM145 94H146V93H145ZM152 94H153V93H152ZM157 94H153V96H154V95H155V96H154V98H153V97H151V98L155 99V97H156ZM168 94H169V93H167L166 95L168 96ZM6 95H7V94H6ZM39 95H40V94H39ZM41 95H42V94H41ZM50 95H51V94H50ZM50 95H49V96H50ZM59 95H60V94H59ZM88 95H89V94H88ZM99 95H100V94H99ZM129 95H130V94H129ZM129 95H128V96H129ZM141 95H142V94H141ZM185 95H186V94H185ZM31 96H32V95H31ZM36 96H37V94H36ZM46 96H47V95H46ZM52 96H53V95H52ZM66 96H67V95H66ZM73 96H74V95H73ZM84 96H85V93H84V95H83L82 97H84ZM86 96H87V95H86ZM118 96H116V97H118ZM133 96H136V95H133ZM142 96H143V95H142ZM161 96H162V95H160V98H158L159 100H160V99L162 100ZM32 97H33V96H32ZM47 97H48V96H47ZM47 97H46V98H47ZM60 97H61V96H60ZM68 97H69V95H68ZM71 97H72V96H70L69 98H71ZM126 97H127V96H126ZM126 97H124V99H125ZM143 97H144V96H143ZM157 97H158V96H157ZM157 97H156L155 100H157ZM176 97H179V96H176ZM33 98H34V97H33ZM33 98H32V99H33ZM41 98H42V97H41ZM63 98H64V97H63ZM99 98H100V97H99ZM101 98H102V97H101ZM118 98H119V97H118ZM120 98H119V99H120ZM127 98H130V99H131V96H129V97H127ZM127 98H126V100H127ZM133 98L136 99V97H133ZM133 98H132V99H133ZM138 98H139V97H138ZM140 98H141V96H140ZM145 98H146V95H145ZM147 98H148L147 100L150 99V97H147ZM163 98H164V97H163ZM165 98H166V96H165ZM169 98H172V96L169 97ZM169 98H168V99H169ZM32 99H31V100H32ZM34 99H35V98H34ZM48 99L51 100L52 98L49 97ZM64 99H65V98H64ZM71 99H72V98H71ZM73 99H74V98H73ZM85 99H86V98H85ZM85 99L83 98V100H85ZM110 99H111V98H110ZM124 99H122V100H123V101H126V100H124ZM132 99H131L130 101H132ZM142 99H144V98H142ZM153 99H152V100L150 99L149 101H153V102H154L155 100H153ZM168 99H166V100H168ZM177 99H179V98H177ZM180 99H181V98H180ZM37 100H38V99H37ZM43 100H44V99H43ZM49 100H48V101H49ZM55 100H57V99H55ZM69 100H70V99H69ZM75 100H77V99H75ZM75 100H73L74 103H75ZM93 100H95V99H93ZM96 100H97V99H96ZM115 100H116V99H115ZM117 100H118V99H117ZM137 100H138V99H137ZM147 100L144 99L143 101L148 102L147 104L151 103L150 105H153V104L156 105V103L159 102V100H158L156 103H152V102H149V101H147ZM161 100H160V101H161ZM163 100H164V99H163ZM186 100H187V98H186ZM32 101H34V100H32ZM45 101H46V100H45ZM51 101H52V100H51ZM57 101H58V100H57ZM60 101H61V100H60ZM71 101H72V100H71ZM71 101H69V102H71ZM85 101H86V100H85ZM98 101H99V99H98ZM120 101H121V100H120ZM120 101H119V102L117 101L116 103L118 104V103H120ZM123 101H122V102H123ZM140 101H141V99H140ZM140 101H139V102H140ZM168 101H169V100H168ZM170 101H171V100H170ZM176 101H177V100H176ZM36 102H37V101H36ZM36 102H35V103H36ZM53 102H54V104H55V101H53ZM66 102H67V101H66ZM69 102H68V103H69ZM92 102H93V101H92ZM104 102L106 103V101H104ZM122 102H121V103H122ZM126 102H128V100H127ZM134 102H136V100H134ZM134 102L132 101L133 104H134ZM165 102H166V101H165ZM185 102H186V101H185ZM63 103H64V102H63ZM71 103H72V102H71ZM76 103H77V102H76ZM78 103H79V100H78ZM81 103H82V102H81ZM96 103H97V102H96ZM105 103H102V104L106 105V104H108L109 102L106 103V104H105ZM114 103H115V102H114ZM116 103H115V104H116ZM136 103H137V102H136ZM140 103H141V102H140ZM159 103H162V104H163L164 102L161 101V102H159ZM166 103H167V102H166ZM166 103H164V105H165V106L167 105V106H166V108H167L169 103H168V104H166ZM181 103H182V102H181ZM20 104H22V103H20ZM50 104H51V103H50ZM56 104H57V103H56ZM64 104H66V103H64ZM79 104H80V103H79ZM85 104H86V102H85ZM125 104H126V105H123V104H122L123 106H121V107H120V106H117V108H118V107L122 108V107L127 106V103H125ZM133 104H130L131 106H129V104H128V106L134 108V106H132ZM142 104H143V103H142ZM142 104H141V105H142ZM25 105H26V104H25ZM38 105H39V104H38ZM48 105H49V104H48ZM51 105H52V104H51ZM67 105H69V104H67ZM73 105H74V104H73ZM118 105H120V104H118ZM145 105H146V103H145ZM145 105H144V107H145ZM155 105H153V106H155ZM157 105L159 106V104H157ZM171 105H172V104H171ZM174 105H175V104H173L172 106H174ZM179 105H180V104H179ZM34 106H35V105H34ZM42 106H44V105H42ZM56 106H57V105H56ZM56 106H55V107H56ZM59 106H60V105H59ZM86 106H87V105H86ZM86 106H85V107H86ZM113 106H115V105H113ZM137 106H138V105H137ZM148 106H149V105H148ZM160 106H161V105H160ZM27 107H28V106H27ZM32 107H33V106H32ZM45 107H48V106L45 105ZM50 107H51V106H50ZM64 107H66V106L64 105ZM68 107H69V106H68ZM79 107H80V105H79ZM104 107H105V106H104ZM107 107H108V106H107ZM111 107H112V106H111ZM155 107H156V106H155ZM169 107H170V106H169ZM169 107H168V108H169ZM182 107H185V106L182 105ZM23 108H26V107H23ZM48 108H49V107H48ZM53 108H54V107H53ZM53 108H52V110H53ZM56 108H57V107H56ZM76 108H77V107H76ZM80 108H81V107H80ZM109 108H110V107H109ZM148 108H149V107H147L146 109H148ZM151 108H152V107H151ZM151 108H149L148 110H150ZM153 108H154V107H153ZM160 108H161V107H160ZM160 108H159V109H160ZM168 108H167V109H168ZM170 108H171V107H170ZM170 108H169V110H170ZM30 109H31V108H30ZM36 109H37V108H36ZM61 109H62V108H60V110H61ZM64 109H65V108H64ZM66 109L69 110V108H66ZM71 109H72V108H71ZM98 109H99V108H98ZM125 109H126V110H125ZM125 109H124L125 111L128 110L127 108H125ZM138 109H139V108H138ZM138 109H136V110H138ZM142 109H143V108H142ZM142 109H141V110H142ZM144 109H145V108H144ZM162 109H163V107H162ZM171 109H172V108H171ZM1 110H2V108H1ZM8 110H9V109H8ZM46 110H47V109H46ZM52 110H51V111H52ZM57 110H58V108L56 109V111H57ZM60 110H59V111H60ZM62 110H63V109H62ZM73 110H74V109H73ZM108 110H109V109H108ZM113 110H115V109H113ZM117 110H118V109H117ZM155 110H156V109H155ZM157 110H158V109H157ZM169 110H168V111H169ZM177 110H178V108H177ZM177 110H175V112H178V111H180L181 109H179L178 111H177ZM11 111H12V110H11ZM28 111H29V110H28ZM31 111H32V110H31ZM31 111H30V112H31ZM69 111H70V110H69ZM69 111H68V112H69ZM74 111H75V110H74ZM77 111H78V109H77ZM95 111H96V110H95ZM111 111H112V110H111ZM120 111H121L122 115H121L120 113H118V114H117V117H118V115L120 114L121 116H120V115H119V116H120L121 118H119V117H118V118L121 119V121H122V120H123L122 118L125 119L127 115L125 114L126 116L123 117V114H124V113L122 112L123 109H122V110H119V112H120ZM142 111H143V110H142ZM146 111H147V110H146ZM152 111H153V110H151V112H152ZM164 111H166V109H165ZM168 111H167V112H168ZM170 111L174 112L173 109L170 110ZM219 111H220V110H219ZM1 112H2V111H1ZM5 112H6V111H5ZM32 112H33V111H32ZM49 112H50V111H49ZM54 112H55V109H54ZM66 112H67V111H66ZM68 112H67V113H68ZM70 112H72V111H70ZM70 112H69V113H70ZM81 112H82V110H81ZM81 112H79V113L81 114ZM98 112H99V111H98ZM113 112H114V111H113ZM115 112H117V111H115ZM115 112H114V113H115ZM134 112H137V111H134ZM134 112H133V113H134ZM151 112L149 111L148 114L151 113ZM156 112H157V111H156ZM160 112H162V111L158 110L157 113L160 114ZM167 112H166V113H167ZM7 113H8V112H7ZM9 113H10V112H9ZM9 113H8V114H9ZM19 113H20V112H19ZM34 113H35V112H34ZM52 113H53V112H52ZM55 113H56V112H55ZM57 113H58V112H57ZM62 113H64V112H62ZM62 113H61V114H62ZM100 113H101V112H100ZM102 113H103V110H102ZM102 113H101V114H102ZM125 113H126V112H125ZM157 113H156V114H157ZM3 114H5V113H3ZM10 114H11V113H10ZM24 114H25V113H24ZM35 114H39V113H35ZM58 114H59V113H58ZM75 114H76V113H75ZM77 114H78V113H77ZM85 114H86V113H85ZM85 114H84V115H85ZM97 114H98V113H97ZM97 114H96V116H97ZM107 114H108V113H107ZM151 114L153 115L154 113H151ZM170 114H171V113H169V115H170ZM173 114H174V113H173ZM5 115H7V114H5ZM50 115H51V114H50ZM56 115H57V114H56ZM84 115H83V116H84ZM86 115H87V114H86ZM98 115H99L98 117H100L101 119H104L103 117L100 116V114H98ZM152 115L149 114L150 117H151ZM154 115H155V114H154ZM3 116H4V115H3ZM20 116H21V115H20ZM33 116H35V115H33ZM57 116H58V115H57ZM57 116H56V117H57ZM62 116H64V115H62ZM62 116H60V114H59V116H58L57 118H55V120H56V119H59V117H62ZM66 116H67V115H66ZM66 116H65V118H66ZM71 116H73V115H71ZM102 116H103V114H102ZM113 116L116 117V114L113 115ZM149 116H148V117H149ZM163 116H164V115H163ZM165 116H166V114H165ZM167 116H168V114H167ZM7 117H8V116H7ZM50 117H51V116H50ZM50 117H49V118H50ZM53 117H55L54 114H53ZM68 117H70V116L68 115ZM117 117H116V120L119 121ZM141 117H142V116H141ZM152 117H153V116H152ZM31 118H32V117H31ZM74 118H75V117H74ZM87 118H88V116H87ZM87 118H85V119H87ZM154 118H155V117H154ZM154 118H153V119H154ZM162 118H163V117H162ZM167 118H168V117H167ZM24 119H25V118H24ZM39 119H40V118H39ZM44 119H45V118H44ZM46 119H47V118H46ZM46 119H45V122H46ZM63 119H64V118H63ZM68 119H69V118H68ZM68 119H67V120H68ZM71 119H72V118H71ZM153 119H152V120H153ZM156 119H157V118H156ZM156 119H155V120H156ZM160 119H161V118H160ZM21 120H23V118H22ZM42 120H43V116H42ZM49 120H50V119H49ZM51 120L54 121V119H51ZM60 120H61V119H60ZM69 120H70V119H69ZM75 120H76V118H75ZM77 120H78V118H77ZM80 120H81V119H80ZM88 120L90 121V119H88ZM139 120H140V119H139ZM165 120H166V119H165ZM33 121H34V120H33ZM43 121H44V120H43ZM96 121H98V120H96ZM111 121H112V120H111ZM121 121H120V123H122ZM161 121H163V120H161ZM27 122H28V121H27ZM29 122H30V121H29ZM57 122H58V121H57ZM72 122H73V119H72ZM74 122H75V121H74ZM82 122H83V121H82ZM94 122H95V121H94ZM114 122H115V121H114ZM124 122H125V120H124ZM154 122H156V121H154ZM154 122L152 121V123H154ZM30 123H31V122H30ZM35 123H36V122H35ZM40 123H41V122H40ZM42 123H44V122H42ZM46 123H47V122H46ZM95 123H96V122H95ZM95 123H94V124H95ZM125 123H126V122H125ZM150 123H151V122H150ZM157 123H159V122H157ZM157 123H155V125H158ZM252 123H255V122H252ZM25 124H29V123H25ZM25 124H24V125H25ZM52 124L54 125V123H52ZM55 124H56V121H55ZM57 124H58V123H57ZM75 124H76V122H75ZM78 124H79V121H78ZM80 124H81V123H80ZM80 124H79V125H80ZM84 124H85V123H84ZM118 124H119V123H118ZM138 124H139V123H138ZM255 124H256V123H255ZM61 125H63V121H62V124H61ZM67 125H68V124H67ZM72 125H73V124H72ZM82 125H83V124H82ZM106 125H107V124H106ZM108 125H109V124H108ZM108 125H107V126H108ZM136 125H137V124H136ZM136 125H134V126H136ZM155 125H154V126H155ZM40 126H41V124H40ZM45 126H47V125L45 124ZM45 126H44V127H45ZM56 126H57V125H56ZM65 126H66V125H65ZM65 126H64V127H65ZM80 126H81V125H80ZM86 126H87V125H86ZM19 127H20V126H19ZM24 127H25V126H24ZM28 127H29V126H28ZM41 127H43V126H41ZM48 127H49V126H48ZM52 127H53V126H52ZM52 127H51V128H52ZM64 127H63V129H64ZM78 127H79V126H78ZM78 127H77V129H78ZM82 127H83V126H82ZM98 127H99V126H98ZM136 127H137V126H136ZM152 127H153V125H152ZM157 127H158V126H157ZM157 127H156V128H157ZM261 127H262V126H260L259 128H261ZM49 128H50V127H49ZM55 128H56V127H55ZM59 128H60V127H59V125H58V127L56 128L57 131H58ZM61 128H62V127H61ZM61 128L59 129V132L61 131ZM72 128H73V126H72ZM72 128H70L71 131H72ZM79 128H81V127H79ZM84 128H85V127H84ZM132 128H133V127H132ZM153 128H155V127H153ZM254 128H255V127H254ZM31 129H33V128L31 127ZM31 129L29 128V131H30ZM46 129L48 130V128H46ZM53 129H54V128H53ZM65 129H66V128H65ZM68 129H69V128H68ZM151 129H152V128H151ZM251 129H252V128H251ZM261 129H262V128H261ZM26 130H27V129H26ZM40 130H41V129H40ZM54 130H55V129H54ZM75 130H76V129H75ZM81 130H82V128H81ZM81 130H76V131H79V133L76 132V133L79 134L78 137L80 136V131H81ZM83 130H84V129H83ZM83 130H82V131H83ZM90 130H91V129H89L88 131H90ZM98 130H99V128H98ZM100 130H101V129H100ZM155 130H156V129H155ZM259 130H260V129H259ZM259 130H258V131H259ZM31 131H32V130H31ZM57 131H56V132H57ZM62 131H63V130H62ZM62 131H61V132H62ZM73 131H74V130H73ZM93 131H94V130H93ZM150 131H154V129H152V130H150ZM250 131H253V130H250ZM23 132H24V129H23ZM33 132H34V131H33ZM42 132H43V130H42ZM56 132L52 135L51 138L54 139L53 136L56 134ZM67 132H68V131H67ZM69 132H70V131H69ZM86 132H87V131H86ZM99 132H100V131H99ZM99 132H98V133H99ZM118 132H119V131H118ZM118 132H117V133H118ZM120 132H121V131H120ZM120 132H119V134H120ZM132 132H133V131H132ZM253 132H254V131H253ZM17 133H18V132H17ZM37 133H38V132H37ZM47 133H48V132H47ZM64 133H65V132H64ZM84 133H85V132H84ZM84 133L82 132V134H84ZM90 133H91V132H90ZM93 133H95V132H93ZM121 133H123V132H121ZM152 133H154V132H152ZM260 133H262V130H261ZM29 134H30V133L28 132V135H29ZM34 134H35V133H34ZM43 134H45V133H43ZM51 134H52V133H51ZM57 134H58V133H57ZM67 134H68V133H67ZM67 134L65 133L66 136H68ZM87 134H89V133L87 132ZM91 134H92V133H91ZM119 134H118V135H119ZM126 134H127V133H125V135H126ZM22 135H23V134H22ZM70 135H71V134H70ZM74 135H75V134H74ZM92 135H93V134H92ZM118 135L116 134L115 136L118 137ZM123 135H124V134H123ZM125 135H124V136H125ZM130 135H131V134H130ZM20 136H21V134H20ZM45 136H46V134H45ZM59 136H61V135H59ZM75 136H76V135H75ZM121 136H122V134H121ZM121 136H120V137H121ZM127 136H128V135H127ZM132 136H133V135H132ZM148 136H149V135H148ZM148 136H147V137H148ZM152 136H153V135H152ZM61 137H62V136H61ZM81 137H82V136H81ZM85 137H87V136H85ZM90 137H93V136L90 135ZM130 137H131V136H130ZM133 137H134V136H133ZM249 137L251 138L252 136L250 135ZM258 137H260V136H258ZM24 138H25V137H24ZM55 138H56V137H55ZM72 138H73V137H72ZM74 138H75V137H74ZM82 138H83V137H82ZM115 138H116V137H115ZM118 138H119V137H118ZM124 138H125V137H124ZM127 138H129V136L126 137L125 139H127ZM254 138L256 139V137H254ZM12 139H13V138H12ZM39 139H40V138H39ZM44 139H45V138H44ZM46 139H48V138L46 137ZM49 139H50V138H49ZM78 139H79V138H78ZM80 139H81V138H80ZM91 139H92V138H91ZM116 139H117V138H116ZM122 139H123V137H122ZM130 139H131V138H130ZM151 139H153V137H152ZM9 140H11V139L9 138ZM68 140H70V139H68ZM75 140H76V139H75ZM119 140H120V139H119ZM250 140H251V139H249V141H250ZM252 140H254L253 137H252ZM33 141H34V140H33ZM51 141H52V140H50V142H51ZM54 141H55V140H54ZM58 141H59V140H58ZM91 141H93V139H92ZM122 141H123V140H122ZM131 141H132V140H131ZM254 141H256V140H254ZM254 141H251V142L253 143ZM257 141H258V140H257ZM50 142H49V143H50ZM52 142H53V141H52ZM56 142H57V141H56ZM56 142H54V143H56ZM79 142H80V141H79ZM83 142H84V141H83ZM124 142H125V140H124ZM129 142H130V141H129ZM49 143H48V144H49ZM57 143H58V142H57ZM62 143H64V140H63ZM62 143H61V144H62ZM146 143H149V141H147ZM146 143H145V144H146ZM256 143H260V142L258 141V142H256ZM256 143H255V145H256ZM22 144H23V143H22ZM27 144H28V143H27ZM123 144H124V143H123ZM125 144H126V142H125ZM130 144H131V143H130ZM211 144H212V143H211ZM40 145H41V143H40ZM40 145H39V146H40ZM51 145H52V144H51ZM57 145H58V144H57ZM126 145H128V140H127V144H126ZM180 145H181V144H180ZM180 145H179V146H180ZM257 145H258V144H257ZM18 146H19V145H18ZM18 146H17V147H18ZM28 146H29V145H28ZM36 146H37V145H36ZM49 146H50V144H49ZM52 146L54 147V145H52ZM61 146H62V145H61ZM68 146H69V145H68ZM74 146H75V145H74ZM83 146H84V145H83ZM87 146H88V145H87ZM143 146H144V145H143ZM209 146H211V145H209ZM217 146H218V145H217ZM219 146H222V145H219ZM223 146L225 147V145H223ZM252 146H254V145H252ZM4 147H5V146H4ZM19 147H20V146H19ZM26 147H27V146H26ZM34 147H35V146H34ZM34 147H33V148H34ZM72 147H73V146L71 145L70 148H72ZM75 147H76V146H75ZM84 147H86V146H84ZM129 147H131V146H129ZM213 147H215V146H213ZM224 147H223V150H227L226 148L224 149ZM35 148H36V147H35ZM50 148H52V147H50ZM50 148H48V149H50ZM55 148H56V147H55ZM66 148H67V147H66ZM76 148H77V147H76ZM207 148L209 149V147H207ZM216 148H217V147H216ZM216 148H215V149H216ZM218 148H219V147H218ZM256 148H257V147H256ZM24 149H25V148H24ZM30 149H31V148H30ZM41 149H43V148H41ZM48 149L46 148V151H47ZM58 149H60V148L58 147ZM67 149H68V148H67ZM79 149H80V148H79ZM213 149H214V148H213ZM215 149H214V151H215ZM254 149H255V148H254ZM258 149H259V147H258ZM6 150H7V149H6ZM18 150H19V149H18ZM31 150H32V149H31ZM34 150H36V152H37V149H34ZM71 150H72V149H71ZM71 150H70V153H71ZM130 150H131V149H129V151H130ZM210 150H212V148H211ZM210 150H209V152L211 153ZM221 150H222V149H221ZM228 150H229V149H228ZM42 151H43V150H42ZM54 151H55V150H54ZM60 151H61V149H60ZM60 151H59V152H60ZM67 151H68V150H67ZM67 151H65V152H67ZM75 151H78V149L75 150ZM206 151H207V150H206ZM217 151H219V150H217ZM217 151H216V152H217ZM257 151H258V150H256V152H257ZM22 152H23V151H22ZM32 152H33V150H32ZM34 152H35V151H34ZM62 152H63V151H62ZM203 152L205 153V151H202L201 153H203ZM209 152H208V154H210ZM212 152H213V151H212ZM223 152H224V153L226 152V155L228 156L227 152L229 153V151H223ZM232 152H233V151H232ZM24 153H25V152H24ZM38 153H39V151H38ZM82 153H83V152H82ZM213 153H214V152H213ZM213 153H212V154H213ZM219 153H220L221 155L223 154V153L220 152V151H219ZM233 153H234V152H233ZM15 154H16V153H15ZM21 154H22V153H21ZM26 154H27V153H26ZM33 154H34V153H33ZM33 154H32V155H33ZM42 154L44 155V152H43ZM42 154H40V155H42ZM46 154H47V152H46ZM60 154H62V153H60ZM205 154H206V156H207V153H205ZM205 154H204V155H205ZM220 154H219V155H220ZM234 154H235V153H234ZM22 155H23V154H22ZM24 155H25V154H24ZM35 155H36V153H35ZM62 155H63V154H62ZM65 155H66V154H65ZM204 155H203V158H206ZM230 155H231V153H230ZM236 155H237V154H236ZM13 156H14V155H13ZM29 156H30V154H29ZM55 156H56V155H55ZM66 156H67V155H66ZM68 156H69V155H68ZM134 156H136V155H134ZM183 156H184V155H183ZM209 156L211 157V154H210ZM216 156H218V155H216ZM216 156H215V157H216ZM223 156H224V155H223ZM237 156H238V155H237ZM15 157H16V156H15ZM26 157H27V156H26ZM60 157H61V156H60ZM207 157H208V156H207ZM215 157H214V158H215ZM218 157H221V156H218ZM233 157H234V155H233ZM3 158H4V157H3ZM28 158H29V157H28ZM28 158H27V159H28ZM30 158H31V157H30ZM30 158H29V159H30ZM35 158H36V157H34V159H35ZM212 158H213V157H212ZM216 158H217V157H216ZM223 158L225 159V156H224ZM227 158H228V157H226V159H227ZM234 158H235V157H234ZM238 158H239V157H238ZM0 159H2V158H0ZM11 159H13V158H11ZM22 159H23V158H22ZM27 159H26V160H27ZM29 159H28V160H29ZM43 159H44V158H43ZM61 159H62V158H61ZM61 159H60V160H61ZM67 159H68V158H67ZM224 159H223V160H224ZM50 160H52V159H50ZM58 160H59V159H58ZM206 160H207V158H206ZM206 160H205V161H206ZM0 161H1V160H0ZM2 161H3V159H2ZM10 161H11V160H10ZM12 161H13V160H12ZM19 161L22 163L21 160H19ZM52 161H53V160H52ZM54 161H55V160H54ZM61 161H62V160H61ZM226 161H228V159H227ZM6 162H7V161H6ZM16 162H18V161H15V163H16ZM41 162H42V160H41ZM43 162H44V161H43ZM25 163H26V162H25ZM44 163H45V162H44ZM46 163H47V162H46ZM48 163H49V162H48ZM48 163H47V164H48ZM50 163H51V161H50ZM52 163H53V162H52ZM57 163H59V162H57ZM18 164H19V163H18ZM40 164H41V163H40ZM55 164H56V162H55ZM68 164H69V163H68ZM68 164H67L66 166H68ZM160 164H161V163H160ZM223 164H224V162H223ZM5 165H6V164H5ZM15 165H16V164H15ZM20 165H21V164H20ZM49 165H50V164H49ZM51 165H52V164H51ZM51 165H50V166H51ZM61 165H62V164H61ZM61 165H60V168H62ZM63 165H64V164H63ZM201 165H202V164H201ZM224 165H225V164H224ZM241 165H242V164H241ZM21 166H23V165H21ZM31 166H32V165H31ZM39 166H42V164L39 165ZM43 166H44V165H43ZM43 166H42V167H43ZM45 166H46V165H45ZM50 166H49V167H50ZM53 166H54V165H53ZM64 166H65V165H64ZM64 166H63V167H64ZM207 166H209V165H207ZM227 166H228V164H227ZM3 167H5V166H3ZM3 167H2V168H3ZM42 167H41V168H42ZM47 167H48V166H47ZM85 167H86V166H85ZM154 167H155V165H154ZM158 167H159V166H158ZM160 167H161V166H160ZM197 167H198V166H197ZM205 167H206V165H205ZM222 167H223V165H222ZM230 167H231V165H230ZM25 168H26V166H25ZM51 168H52V167H51ZM51 168H49V169H51ZM55 168H56V167H55ZM206 168H207V167H206ZM210 168L213 169V167H211V166H210ZM224 168H225V167H224ZM226 168H227V167H226ZM45 169H46V167H45ZM45 169L43 168V170H45ZM49 169H48V170H49ZM152 169H153V168H152ZM159 169L162 170L161 168H158L157 171H158ZM200 169H202V168H200ZM203 169H204V168H203ZM203 169H202V170H203ZM212 169H211V170H212ZM41 170H42V169H41ZM54 170H55V169H54ZM56 170H57V169H56ZM59 170H61V169H59ZM62 170H63V169H62ZM88 170H89V169H88ZM90 170H91V169H90ZM150 170H151V169H150ZM202 170H201V171H202ZM208 170H209V169H208ZM211 170H210V171H211ZM220 170H221V169H220ZM228 170H229V169H228ZM49 171H50V170H49ZM93 171H94V170H93ZM204 171H205V170H204ZM40 172H42V171H40ZM55 172H57V171H55ZM160 172H161V171H160ZM160 172L158 171V173H160ZM231 172H233V171H231ZM33 173H34V172H33ZM44 173H45V171H44ZM44 173H43V175H46V174H44ZM46 173H47V172H46ZM49 173H51V171H50ZM52 173H54V172H52ZM57 173H58V172H57ZM59 173H60V172H59ZM92 173H93V172H92ZM205 173H207V171H206ZM214 173H215V172H214ZM40 174H41V173H40ZM40 174H39V175L37 174V175H38L39 177H41L42 174H41V176H40ZM152 174L154 175V174H156V173H152ZM163 174H164V173H163ZM192 174H193V173H192ZM195 174L197 175L198 172L195 173V171H194V175H195ZM208 174H210V173H208ZM51 175H52V174H51ZM85 175H86V174H85ZM91 175H92V174H91ZM91 175H90V176H91ZM156 175H158V174H156ZM159 175L162 176L161 174H159ZM218 175H219V174H218ZM225 175H226V173H225ZM49 176H50V175H49ZM82 176H83V175H82ZM154 176H155V175H154ZM192 176H193V175H192ZM197 176H199V175H197ZM197 176H196V177H197ZM200 176H201V175H200ZM205 176H206V175H205ZM215 176H216V175H215ZM215 176H214V177H215ZM220 176H221V175H220ZM2 177H3V176H2ZM19 177H20V176H19ZM24 177H25V176H24ZM30 177H31V176H30ZM36 177H37V176H36ZM42 177H43V176H42ZM83 177H84V176H83ZM83 177H82V178H83ZM95 177H96V176H95ZM95 177H91V178H94V179H95ZM164 177L166 178L165 174H164ZM164 177H163V178H164ZM186 177H187V176H186ZM188 177H191V176H188ZM194 177H195V176H194ZM202 177H203V176H202ZM207 177H208V176H207ZM207 177H206V178H207ZM210 177H211V175H210ZM214 177L212 178L213 180H214ZM216 177H217V176H216ZM216 177H215V179H216ZM222 177H223V176H222ZM240 177H241V176H240ZM257 177H258V176H257ZM47 178H48V177H47ZM85 178H86V177H85ZM91 178H89V179H91ZM155 178L157 179L158 176H157V177L155 176ZM159 178H160V177H159ZM191 178H192V177H191ZM198 178H199V177H198ZM198 178H196V179H197L198 181H200V179H198ZM200 178H201V177H200ZM218 178H219V177H218ZM241 178H242V177H241ZM79 179H80V178H79ZM204 179H205V178H204ZM210 179H211V178H210ZM221 179H222V178H221ZM38 180H39V179H38ZM41 180H42V179H41ZM158 180H159V179H158ZM158 180H155V179H154V182H155V181L158 182ZM163 180H165V179H163ZM187 180H188V178H187ZM193 180H194V179H193ZM216 180H217V179H216ZM229 180L232 181L230 178H229ZM229 180H228V181H229ZM24 181H25V180H24ZM34 181L37 182V180H34ZM34 181H33V182H34ZM93 181H94V180H93ZM165 181H166V180H165ZM189 181H190V180H189ZM189 181H187V182H189ZM201 181H202V180H201ZM208 181H209V180H208ZM219 181H220V180H218V182H219ZM221 181H222V180H221ZM224 181H225V178H224ZM228 181H226V182H228ZM30 182H31V181H30ZM40 182H41V181H40ZM40 182H39V183H40ZM146 182H147V181L144 182V180H143L142 185H143V183H146ZM185 182H186V181H185ZM196 182H197V181H196ZM210 182H212V181L210 180ZM210 182H209V183H210ZM213 182H215V180H214ZM218 182H217V184H218ZM26 183H27V182H26ZM155 183H156V182H155ZM165 183H166V182H165ZM197 183H198V182H197ZM200 183H201V182H200ZM200 183H199V184H200ZM204 183H205V182H204ZM237 183H238V182H237ZM239 183H240V182H239ZM15 184H16V183H15ZM146 184H147V183H146ZM148 184H149V183H148ZM151 184H152V183H151ZM153 184H154V183H153ZM153 184H152V186H153ZM158 184H159V183H158ZM163 184H164V183H163ZM166 184H167V183H166ZM166 184H165V185H166ZM179 184H180V183H179ZM182 184H183V181H182ZM193 184H194V183H193ZM195 184H196V183H195ZM206 184H207V183H206ZM229 184H230V183H229ZM49 185H50V184H49ZM73 185H74V184H73ZM96 185H97V184H96ZM156 185H157V184H156ZM184 185H185V184H184ZM203 185H204V184H203ZM222 185H223V184H222ZM241 185H242V184H241ZM34 186H35V185H34ZM40 186H41V185H40ZM50 186H51V185H50ZM61 186H62V185H61ZM77 186H78V185H77ZM157 186H159V185H157ZM157 186H156V187H157ZM179 186H180V185H179ZM182 186H183V185H182ZM187 186H188V185H187ZM189 186H190V184H189ZM214 186H215V185H214ZM214 186H213V187H214ZM231 186H233L232 183L230 184L229 187H231ZM234 186H235V185H234ZM14 187H15V186H14ZM14 187H13V188H14ZM62 187H63V186H62ZM62 187H60V189H61ZM74 187H76V185H75ZM82 187H83V186H82ZM82 187H81V188L79 187V189H82ZM86 187H87V186H86ZM149 187H150V185H149ZM197 187H198V186H197ZM202 187H203V186H202ZM202 187H201V188H202ZM207 187H208V186H207ZM207 187H206V188H207ZM209 187H211V185H210ZM235 187H236V186H235ZM235 187H234V188H235ZM242 187L244 188V186H242ZM25 188H26V186H25ZM42 188L45 189L46 186H45V187H42ZM67 188L70 189L71 186H69V187H67ZM83 188H84V187H83ZM96 188H97V187H96ZM106 188H107V187H106ZM146 188H147V187H146ZM166 188H167V186H166ZM166 188H165V189H166ZM184 188H185V187H184ZM215 188H216V187H215ZM221 188H222V187H221ZM224 188H225V187H224ZM226 188H227V187H226ZM237 188H238V187H236L235 190H237ZM26 189H27V188H26ZM29 189H30V188H29ZM29 189L27 190V191H29V192H27V193L30 195V193H31L30 191H31L32 189H30V190H29ZM36 189H37V188H36ZM60 189H59V190H60ZM76 189H77V187L74 188V190H76ZM92 189H94V188H92ZM97 189H98V188H97ZM168 189H169V188H168ZM168 189H166V191H168ZM188 189H189V188H188ZM188 189H187V187H186V190H187V191H188ZM190 189H191V187H190ZM195 189H196V188H195ZM195 189L193 188L192 191H194ZM222 189H223V188H222ZM232 189H233V188H232ZM232 189L230 188V192L232 191ZM246 189H247V188H246ZM82 190H83V189H82ZM82 190H81V191H82ZM104 190H105V189H104ZM107 190H109V189L107 188ZM179 190H180V188H179ZM183 190H184V189H183ZM210 190H211V189H210ZM215 190L217 191V189H215ZM235 190H234V191H235ZM1 191H2V190H1ZM12 191H13V190H12ZM25 191H26V190H25ZM35 191H36V190H35ZM49 191H51V190H49ZM71 191H72V190H71ZM98 191H99V190H98ZM105 191H106V190H105ZM164 191H165V190H164ZM177 191H178V188H177ZM177 191H176V193H177ZM189 191H191V190H189ZM195 191H196V190H195ZM225 191H226V190H225ZM245 191H247V190H245ZM245 191H244V194H247V193H245ZM16 192H17V191H16ZM37 192L40 193L38 190H37ZM46 192H47V191H46ZM55 192H56V191H55ZM57 192H58V191H57ZM74 192H75V191H74ZM77 192H78V191H76V193H77ZM82 192H85V191H82ZM90 192H91V191H90ZM101 192H102V191H101ZM179 192H180V191H179ZM197 192L200 193V191H197ZM197 192H196V193H197ZM205 192H206V191H205ZM208 192H209V190H208ZM219 192H220V191H219ZM232 192H233V191H232ZM247 192H248V191H247ZM249 192H250V191H249ZM255 192H258V191H255ZM3 193H4V192H3ZM10 193H11V192H10ZM51 193H52V192H51ZM69 193H70V192H69ZM71 193H72V192H71ZM98 193H99V192H98ZM191 193H193V192H191ZM196 193H195V194H196ZM199 193H198V194H199ZM210 193H211V192H210ZM220 193H222V192H220ZM236 193H239V192L236 191ZM11 194H12V193H11ZM11 194H10V195H11ZM18 194H19V196L21 195L20 192H19ZM25 194H26V193H25ZM28 194H27V198L29 197ZM77 194H78V193H77ZM77 194H76V195H77ZM84 194H86V192L80 194L81 197H80L79 195H77V196H79L80 198H82V195H84ZM166 194H167V195H166ZM166 194H165V195H166V198H168V194H170V192H169V193L166 192ZM182 194H183V193H182ZM200 194H201V193H200ZM207 194H208V193H207ZM207 194H205V195H207ZM218 194H219V193H217V196H218ZM223 194L226 195L227 193L224 192ZM223 194H222V195H223ZM244 194H243V195H244ZM31 195H33V194H31ZM54 195H55V194H54ZM57 195H58V194H57ZM154 195H157V194L154 193L153 196H154ZM161 195H163V194L161 193ZM165 195H164V196H165ZM180 195H181V194H180ZM185 195H187V193H186ZM203 195H204V194H203ZM208 195H209V194H208ZM210 195H211V194H210ZM210 195H209V196H210ZM222 195H219L218 198L221 199V198H222V197H221ZM227 195H228V194H227ZM239 195H240V194H239ZM250 195L253 196L252 194H250ZM258 195H259V194H258ZM8 196H9V195H8ZM21 196H22V195H21ZM71 196H72V195H71ZM71 196H70V197H71ZM97 196H98V195H97ZM181 196H182V195H181ZM196 196H197V195H196ZM196 196H195V197H196ZM209 196H206V201H205V203H208V202H207V197H208V199H209ZM232 196H233V193H232ZM246 196H247V195H246ZM37 197H38V196H37ZM79 197H78V198L76 197V199H79ZM95 197H96V196H95ZM104 197H105V196H104ZM169 197H171V196H169ZM197 197H199V195H198ZM210 197H211V196H210ZM224 197H225V196H224ZM230 197H231V196H230ZM240 197H241V196H240ZM247 197H248V196H247ZM18 198H19V197H18ZM20 198H21V197H20ZM25 198H26V197H24V199H25ZM32 198H33V197H31V199H32ZM35 198H36V195H35L34 199H35ZM46 198H47V197H46ZM87 198H88V196H87ZM105 198H108V197H105ZM158 198H159V197H158ZM164 198H165V197H164ZM182 198H183V196H182ZM187 198H188V197H187ZM189 198H190V196H189ZM189 198H188V199H189ZM191 198H192V197H191ZM200 198H201V197H199L198 199H200ZM202 198H203V197H202ZM226 198H227V197H226ZM234 198H235V193H234ZM234 198H233V199H234ZM4 199H5V198H4ZM29 199H30V197H29ZM51 199H52V197H51ZM56 199H58V198H56ZM72 199H73V197L70 198V199H68V200H72ZM74 199H75V198H74ZM74 199L72 200L73 203H72V202H69L68 200H67V201H68L69 203H72V205H73V204L76 205V204L79 203V207L86 206V205L83 204V203L85 202L84 200H81V203H82V201H83V203H82L83 206H80V205H81V204H80V200H76V201H78V202L75 204V203H74ZM82 199H84V198H82ZM94 199H95V198H94ZM98 199H99V198H98ZM156 199H157V198H156ZM161 199H163V196H162V198L160 197L159 200H161ZM168 199H169V198H168ZM192 199H193V198H192ZM194 199H195V198H194ZM203 199H204V198H203ZM203 199H201V200H203ZM211 199H213V197L210 198V200H208V201H211ZM254 199H256V198H253V197H252V200H254ZM257 199H259V198H257ZM1 200H2V197H1ZM25 200H26V199H25ZM27 200H28V199H27ZM27 200H26V201H27ZM99 200H100V199H99ZM157 200H158V199H157ZM169 200L172 201L173 199H169ZM169 200H168V201H169ZM185 200H186V199H185ZM185 200H184V201H185ZM227 200H228V198L226 199V201H227ZM234 200H235V199H234ZM249 200L251 201L250 198H249ZM76 201H75V202H76ZM108 201H109V199H108ZM147 201H148V199H147ZM149 201H150V200H149ZM152 201H153V200H152ZM161 201H162V200H161ZM165 201H167V199H166ZM165 201H163L162 203L166 204ZM184 201H183V204L185 203ZM195 201H197V200H195ZM199 201H200V200H199ZM203 201H204V200H203ZM213 201H214V200H213ZM218 201H221V200H218ZM235 201H236V200H235ZM6 202H7V201H6ZM24 202H25V201L23 200V203H24ZM88 202H91V201H88ZM88 202L86 201L85 204L88 203ZM172 202H174V200H173ZM172 202H170V203H172ZM192 202H193V201H191V205L193 204ZM228 202H229V201H227V203H228ZM230 202H231V201H230ZM251 202L253 203V201H251ZM251 202H249V203H251ZM254 202H256V200H255ZM0 203H1V202H0ZM21 203H22V202H21ZM29 203H30V202H29ZM35 203H36V202H35ZM96 203H97V202H96ZM99 203H100V202H99ZM103 203H104V202H103ZM112 203H113V202H112ZM157 203H158V202H157ZM160 203H161V202H160ZM170 203H169V204H170ZM177 203H178V202H177ZM180 203H181V202H180ZM237 203H238V202H237ZM249 203L247 202V203H245L244 205H247V204H249ZM5 204H6V203H5ZM39 204H40V203H39ZM151 204H152V203H151ZM158 204H159V203H158ZM164 204H163V205H164ZM169 204L167 205V208H166V207L164 208V209H168V210H169V211L166 210V211H168V213L170 212V208H168ZM174 204H175V202H174ZM240 204H241V203H240ZM254 204H256V203H254ZM254 204H253V205H254ZM257 204H258V201H257ZM2 205H3V204H2ZM22 205H23V204H22ZM27 205H29L28 202H27ZM27 205H26V202H25V205H23V206L26 207ZM30 205H31V204H30ZM30 205H29V207H30ZM94 205H95V204H94ZM140 205H141V204H140ZM152 205H153V204H152ZM156 205H157V204H156ZM171 205H173V204H171ZM208 205H209V204H208ZM222 205H224V204H222ZM222 205H221V207H222ZM225 205H227V204H225ZM225 205H224V206H225ZM232 205H233V203H232V204H229V207H230V206L232 207ZM238 205H239V204H238ZM238 205H237V206H238ZM242 205H243V203H242ZM242 205H241V206H242ZM250 205H251V204H249V206H250ZM253 205H251V207H252ZM5 206H6V205H5ZM34 206L37 207V205H34ZM39 206H40V205H39ZM58 206H59V205H58ZM77 206H78V205H77ZM77 206H76V207H77ZM87 206H89V205L87 204ZM146 206H147V204H146ZM154 206H155V205H154ZM159 206H160V205H159ZM159 206H158V207H159ZM197 206H200V205L197 204ZM211 206H212V205H211ZM224 206L222 207L223 209H224ZM247 206H248V205H247ZM260 206H261L262 209H263V206H262V205H260ZM21 207H22V206H21ZM29 207L27 206V208H29ZM31 207H32V206H31ZM31 207H30V208H31ZM36 207H34V208H36ZM92 207H93V205H92ZM114 207H115V206H114ZM114 207H113V208H114ZM151 207H152V206H151ZM155 207H156V206H155ZM158 207H156V208H158ZM169 207L173 208V206H169ZM205 207H206V206H205ZM205 207H204L203 209H208V208H209V206H207L208 208H205ZM213 207H215V206H213ZM213 207H211V208H213ZM218 207H220V206H217V208H218ZM221 207H220V208H221ZM85 208H87V207H85ZM85 208H83V210H84ZM217 208H216V209H217ZM235 208H236V205H235ZM244 208H247V207L244 206ZM252 208H253V207H252ZM32 209H33V208H32ZM55 209H56V208H55ZM76 209H79V208H76ZM76 209H74V211H76ZM88 209H89V207H88ZM90 209H91V207H90ZM95 209H96V208H95ZM102 209H103V208H102ZM137 209H138V208H137ZM139 209H140V207H139ZM139 209H138V210H139ZM141 209H142V208H141ZM147 209H148V208H147ZM150 209H151V208H150ZM150 209H148V210H150ZM164 209H163V210H164ZM176 209L178 210L179 208L176 207ZM201 209H202V208H201ZM216 209H215V210H216ZM223 209H222V210H223ZM225 209L228 210V208H225ZM241 209H243V208H241ZM248 209H250V208H248ZM258 209H259V208H258ZM262 209H261V210H262ZM34 210H35V209H34ZM142 210H143V209H142ZM158 210H159V208H158ZM171 210H172V209H171ZM212 210H213V209H212ZM212 210H211V212H213ZM217 210H219V209H217ZM25 211H27V210L25 209ZM25 211H24V212H25ZM29 211H32V210L29 209ZM37 211H38V210H37ZM52 211H53V210H52ZM84 211H86V210H84ZM88 211H89V210H88ZM113 211H115V210L112 209V212H113ZM150 211H152V210H150ZM160 211H162L161 208H160ZM172 211L175 212V209L172 210ZM196 211H198V209H197ZM203 211H205V210H203ZM208 211H210V210H208ZM228 211H229V210H228ZM238 211H239V210H238ZM252 211H253V210L250 209V212H249V213H252ZM255 211H256V210H255ZM32 212H33V211H32ZM32 212H31V213H32ZM34 212H35V211H34ZM38 212H39V211H38ZM57 212H58V211H57ZM79 212H82V211H79ZM79 212H78L77 214H80ZM86 212H87V211H86ZM122 212H123V211H122ZM122 212H121V213H122ZM128 212H129V210H128ZM142 212L144 213V211H142ZM142 212L140 211V213H142ZM145 212H146V211H145ZM174 212H171V213H174ZM178 212H180L179 214H181V215H182V214L185 215V214L183 213L184 211H183V212H182V211H178ZM181 212H182V213H181ZM220 212H223V213H224V211H221V210H220ZM220 212H218V213H220ZM225 212H226V216H227V215H228V214H227V211H225ZM1 213H2V212H1ZM27 213H28V212H26V213H24V214H27ZM55 213H56V212H55ZM84 213H85V212H84ZM87 213H88V212H87ZM96 213H97V212H96ZM110 213H111V212H110ZM129 213H130V212H129ZM129 213H128V214H129ZM138 213H139V212H138ZM150 213H151V212H150ZM168 213H167V214H168ZM176 213H177V212H176ZM228 213H229V216H228V217L231 218V217H232L231 214H230L231 212H228ZM253 213H254V212H253ZM24 214H23V215H24ZM36 214H37V213H35V215H36ZM88 214H89V213H88ZM94 214H95V213H94ZM161 214H163V213H161ZM212 214H213V213H212ZM212 214H211V215H212ZM256 214H257V213H256ZM72 215H73V214H72ZM80 215H82V213H81ZM80 215H79V216H80ZM96 215H97V214H96ZM106 215H108V214H106ZM124 215H126V214H124ZM124 215H123V217H124ZM131 215L133 216V214H131ZM148 215H149V214H148ZM152 215H153V214H152ZM152 215H150V216L152 217ZM154 215H155V214H154ZM169 215H170V214H169ZM172 215H173V214H171V216H172ZM215 215H216V214H215ZM215 215H213V216H215ZM222 215H224V214H222ZM233 215H235V214H233ZM239 215H240V216H243V215H241L240 213H239ZM253 215H254V214H251L252 217H253ZM29 216H30V213H29ZM29 216L27 215L26 218H28ZM31 216H32V214H31ZM75 216H76V215H75ZM75 216L73 215V217H74L75 219H77V217H75ZM86 216H87V215H86ZM89 216H90V215H89ZM126 216H127V215H126ZM126 216H125V217H126ZM128 216H129V215H128ZM150 216H148V218H149ZM159 216H160V215H159ZM171 216H170V218H171ZM173 216H174V215H173ZM175 216H176V215H175ZM175 216H174V217H175ZM205 216H206V215H205ZM244 216H245V214H244ZM255 216H256V217H260L261 215H260V216L255 215ZM23 217H25V216H23ZM130 217H131V216H130ZM130 217H128V218H130ZM140 217H141V215H140ZM167 217H168V215H167ZM167 217H166V218H167ZM176 217H177V216H176ZM179 217H180V215H178L177 219H179ZM181 217H182V216H181ZM181 217H180V218H181ZM186 217H187V216H186ZM186 217L184 216V217H182V218H186ZM202 217H203V216H202ZM209 217H211V216H208V218H209ZM219 217H220V216H219ZM233 217H234V216H233ZM247 217H250V216H247ZM256 217H254V218H256ZM33 218H34V217H33ZM44 218H45V217H44ZM71 218H72V217H71ZM71 218H70V219H71ZM74 218H72V219H74ZM87 218H88V216H87ZM93 218H95V216H94ZM93 218H92V219H93ZM96 218H97V217H96ZM96 218H95V219H96ZM118 218H119V217H118ZM118 218H115V225H117V224H116V223H117L116 221L119 220ZM128 218L126 217V220H125V221L128 222V220H129ZM131 218H132V217H131ZM133 218H134V217H133ZM133 218L131 219L130 222H132V221L134 220ZM141 218H143V220H144V216H143V214H142V217H141ZM156 218H157V217H156ZM161 218H163V216H162ZM164 218H165V217H164ZM170 218H169V219H170ZM182 218H181V219H182ZM187 218H188V217H187ZM197 218H198V219H197ZM200 218H201L200 216H199V217L196 216L197 221H198ZM203 218H204V217H203ZM206 218H207V217H206ZM211 218H212V217H211ZM215 218H217V216H215ZM222 218L224 219V218H225V215H224V217L221 216V219H220V218H217L216 220L218 221V219H219V220H220L219 223H220L221 220H223ZM234 218H235V217H234ZM236 218H237V216H236ZM241 218H242V217H241ZM241 218H240V220H241ZM260 218H261V217H260ZM260 218H259V220H260ZM36 219H37V218H36ZM51 219H54V218L52 217ZM84 219H85V218H84ZM89 219H90V218H89ZM100 219H101V218H100ZM107 219H108V218H107ZM123 219H124V218H123ZM153 219L155 220V216H154ZM157 219H158V218H157ZM169 219H168V220H169ZM171 219H172V218H171ZM171 219H170V222H171ZM189 219H190V217H189ZM192 219H193V218H192ZM237 219H238V218H237ZM246 219H247V220H250V219L252 220L253 218H250V219L246 218ZM1 220H2V218H1ZM30 220H31V217L29 218V221H28L29 223H30ZM78 220H79V217H78L77 221H78ZM98 220H99V219H98ZM121 220H122V218H121ZM137 220H138V219H137ZM140 220H142V219H140ZM149 220H150V219H149ZM149 220H147V221H149ZM163 220H164V219H163ZM173 220H174V218L172 219V222H175V221H173ZM179 220H180V219H179ZM193 220H194V219H193ZM193 220H192V221H193ZM201 220H202V218L199 220V222H200ZM204 220H206V219L204 218L202 221H204ZM207 220H208V219H207ZM207 220H206V221H207ZM210 220H211V219H210ZM210 220H209V221H210ZM212 220H213V219H212ZM231 220L233 221L234 219L232 218V219H230V221H231ZM235 220H236V219H235ZM247 220H243V219H242L241 223H242V222L245 223L246 226L250 225V223H249V224L246 223V222H248ZM251 220H250V222L253 223L254 221L252 222ZM253 220H254V219H253ZM31 221H32V220H31ZM35 221H36V220H35ZM74 221H75V220H74ZM74 221H70V222L72 223V222H74ZM79 221H80V220H79ZM79 221H78V222L75 221V223H80L81 221H80V222H79ZM87 221H88V220H87ZM113 221H114V220H113ZM152 221H153V220H152ZM155 221H157V224H158V220H155ZM180 221H183V220H180ZM186 221L189 222L188 219H187ZM217 221H216V222H217ZM238 221H239V220H238ZM52 222H53V221H52ZM54 222H55V221H54ZM59 222H60V221H59ZM92 222H93V220L91 221L90 225H92ZM97 222H98V221H97ZM97 222H95V223H97ZM101 222H102V221H101ZM111 222H112V221H111ZM118 222H119V221H118ZM127 222L124 223V221H123V222L121 221V224L119 223V225H122V223H124L123 225H125ZM139 222H140V221H139ZM142 222H143V221H142ZM142 222L139 223V224H140V225H141V224L143 225V223L145 224L146 221H144L143 223H142ZM149 222H150V221H149ZM149 222L146 223L147 226L144 225V226H140L139 228L142 229L141 227H143V228L145 227L144 229L146 230V228H148V226L150 225ZM170 222H169V223H170ZM184 222H185V221H184ZM188 222L183 223V224L187 225V224H189ZM204 222H205V221H204ZM214 222H215V221H214ZM214 222H213V224L215 225ZM239 222H240V221H239ZM239 222H238V223H239ZM257 222H259V221H257ZM257 222H255L256 225H257ZM1 223H2V221H1ZM24 223H25V222H24ZM26 223H27V222H26ZM26 223H25V225H27ZM61 223H62V221H61ZM61 223H59V224H61ZM81 223H82V222H81ZM108 223H109V222H108ZM128 223H129V222H128ZM128 223H127V224H128ZM132 223H134V221H133ZM137 223H138V221H137L136 223H134V224H136V225L133 224V226H137ZM160 223H162V222H160ZM160 223H159V224H160ZM163 223H164V222H163ZM165 223H166V221H165ZM169 223H166V225H164V226L166 227ZM176 223H177V222H176ZM193 223L196 224L195 221H194ZM193 223H192L191 225H195V224H193ZM205 223H206V222H205ZM211 223H212V222H211ZM232 223H233V222H232ZM241 223H240V225H241ZM30 224L32 225V223H30ZM30 224H29V225H30ZM56 224L59 226L58 221L56 222ZM82 224H83V223H82ZM93 224H94V222H93ZM98 224H99V223H98ZM105 224H106V223H105ZM112 224H114V223L112 222ZM127 224H126V225H127ZM139 224H138V226H139ZM148 224H149V225H148ZM155 224H156V222H155ZM155 224H154L153 226H156ZM174 224H175V223H173V225H174ZM199 224H200V223H199ZM201 224H202V223H201ZM207 224H209V223H207ZM216 224L218 225V223H216ZM233 224L236 225V223H233ZM33 225H34V223H33ZM95 225H96V224H95ZM95 225H94V226H95ZM126 225H125V226H126ZM129 225H130V224H129ZM169 225H170V226H169ZM169 225H168L169 228L172 227V226H171L172 223L169 224ZM177 225H178V223H177ZM202 225H203V224H202ZM214 225H213V226H214ZM217 225H215V227H218ZM219 225H223V224H219ZM243 225H244V224H243ZM252 225H253V224H252ZM258 225H259V224H258ZM34 226H36V225H34ZM68 226L71 227V225H70L69 223H68ZM73 226H75V225H73ZM77 226H78V225H77ZM77 226H75V227L77 228ZM82 226H83V225H82ZM92 226H93V225H92ZM99 226H100V224H99ZM99 226L97 225V227H99ZM111 226H112V225H111ZM125 226H124V227H125ZM130 226H131V225H130ZM158 226H159V225H158ZM168 226H167L166 228H168ZM175 226H176V225H175ZM175 226H173V227H175ZM196 226H198V224H197ZM196 226H194V230H195V227H196ZM203 226L206 227V225H203ZM209 226H211V224H210ZM232 226H233V225H231V227H232ZM236 226L239 228V229H238V228H237V229L240 230L239 225L237 224ZM241 226H242V225H241ZM4 227H6V225H5ZM18 227H19V226H18ZM24 227H25V226H24ZM26 227H29V226H26ZM31 227H32V226H31ZM59 227H60V226H59ZM87 227H88V225L86 226V228H87ZM100 227H101V226H100ZM105 227H106V226H105ZM156 227H157V226H156ZM160 227H161V225L158 227V230H159V231L161 230V229H159ZM176 227H177V226H176ZM205 227H204V228H205ZM220 227H221V226H220ZM222 227H224V226H222ZM222 227H221V228H222ZM234 227H235V226H234ZM234 227H233V228H234ZM248 227H249V226H248ZM248 227H247V228H248ZM0 228H1V229H0L1 231L4 230V229L2 230V227H0ZM35 228H36V227H35ZM79 228H81V224L79 225ZM79 228H78V229H79ZM95 228H96V226H95ZM114 228H115V229H114ZM118 228H120V227L118 226ZM121 228H122V226H121ZM126 228H128V227H126ZM134 228H136V229H133V227L131 226V229H133V231H132V230H131V231L129 230V232H134V230H137V229H138L137 227H134ZM150 228H153V227L150 226ZM154 228H155V227H154ZM154 228H153V230H154ZM179 228H180V227H179ZM187 228H188V227H185V229H187ZM190 228H191V227H190ZM190 228H188V229H190ZM213 228H214V227H213ZM213 228L211 227V229H213ZM221 228H220V229H221ZM233 228H228V227H227V229H230V230L233 229ZM19 229H20V231H22L20 227H19ZM24 229H25V228H24ZM66 229H67V228H66ZM81 229H82V228H81ZM84 229H85V227H84ZM84 229H83V230H84ZM104 229H105V228H104ZM106 229H107V228H106ZM111 229H114V231H115L117 228H116V226H114V227H112ZM124 229H125V228H122V229H120V231H121V230H124ZM162 229H165V228H162ZM174 229H176V228H174ZM174 229H173V230H174ZM177 229H178V227H177ZM183 229H184V227H183ZM183 229H182V230H183ZM201 229H202V227H201ZM211 229L209 228L207 231H209V230H211ZM214 229H215V228H214ZM214 229H213V230H214ZM218 229H219V228H218ZM224 229H225V227H224ZM234 229H236V227H235ZM242 229H243V228H241V230H242ZM244 229H245V228H244ZM244 229H243V230H244ZM30 230H32V228H31ZM70 230H72V231H70V232L73 233V229H70ZM87 230L89 231L90 229L88 228ZM101 230H102V229H99V233H100ZM117 230H118V229H117ZM127 230H128V229H127ZM145 230H144V231H143V230L140 231V230L138 229L137 231H138V232L140 231V232L143 233V232H145ZM148 230H149V228H148ZM153 230H152V232H153ZM165 230H166V229H165ZM171 230H172V229H170V233L173 232V231L171 232ZM180 230H181V229H180ZM192 230H193V229H192ZM198 230H199V229H198ZM205 230H206V229H205ZM205 230H203V231H205ZM241 230H240V231H241ZM6 231H7V230H6ZM17 231H19V230H17ZM20 231H19V233H20ZM23 231L26 232L27 230H23ZM67 231H68V230H67ZM67 231H66V232H67ZM75 231H76V230H75ZM81 231H82V230H81ZM81 231L79 230V232H81ZM84 231H85L86 233L88 232V231H86V230H84ZM84 231H82L83 233H82V232L80 233L81 235L83 234V236H84V233H85ZM93 231H94V230H93ZM106 231H107V230H106ZM110 231H111V230H110ZM110 231L108 230V232H110ZM114 231H113V232H114ZM118 231H119V230H118ZM120 231H119V233L122 234ZM155 231H156V230H155ZM177 231H178V230H177ZM177 231H174V232L176 233ZM186 231H187V230H186ZM190 231H191V230H190ZM211 231H212V230H211ZM215 231H217V228H216ZM218 231H219V230H218ZM225 231H226V230H225ZM227 231L230 232L229 230H227ZM233 231H234V230H233ZM235 231H236V230H235ZM235 231H234V232H235ZM240 231H239V232H240ZM4 232H5V230H4ZM13 232H14V231H13ZM28 232H30V231H27L26 233L28 234ZM61 232H62V231H61ZM89 232H90V231H89ZM89 232H88V236H89V234H90ZM113 232H112V234L114 235ZM127 232H128V231H127ZM147 232H148V231H147ZM152 232H151V233H152ZM167 232H169V230L166 231V233H167ZM182 232H183L182 235H184V230H183ZM195 232H198V231H195ZM231 232H232V231H231ZM234 232H233V233H234ZM0 233H1V232H0ZM2 233H3V232H2ZM2 233H1L0 235H2ZM22 233H23V232H22ZM26 233H25V234H26ZM102 233H103V232H102ZM116 233H118V232L116 231ZM116 233H115V236L117 235ZM162 233H165V232L162 231ZM166 233H165V234H166ZM179 233H181V232H179ZM179 233H178V234H179ZM186 233H187V232H186ZM186 233H185L184 236L189 235L188 233H187V235H186ZM198 233H199V232H198ZM201 233H202V231H201ZM201 233H200V234H201ZM205 233L208 234V232H205ZM212 233H213V231H212ZM237 233H238V231H237ZM9 234H11V233H9ZM61 234H62V233H61ZM63 234H65V233H63ZM68 234H69V233H68ZM100 234H101V233H100ZM109 234H110V233H109ZM123 234H124V233H123ZM123 234H122V235H123ZM125 234H129V236H131L130 233H125ZM125 234H124V235H125ZM133 234H134V233H133ZM138 234H139V233H138ZM138 234L136 233V235H132V236H133V237H136V236H138ZM140 234H141V233H140ZM149 234H150V230H149V233L147 234V236H149ZM153 234H156V233H153ZM153 234H152V235H153ZM167 234H169V233H167ZM178 234H177V236H178ZM191 234H193V233H191ZM200 234H197V235L200 236ZM203 234H204V232H203ZM203 234H202V235H203ZM234 234H235V233H234ZM3 235H5V234H3ZM7 235H8V234H7ZM7 235H5L4 237H6ZM20 235H22V234H20ZM20 235H19V236H20ZM23 235H24V234H23ZM69 235H70V234H69ZM73 235H74V234H73ZM75 235H77V233H75ZM86 235H87V234H85V238H86ZM95 235H96V234H95ZM106 235H108L107 232H106ZM113 235H111V236H113ZM124 235H123V237H124ZM144 235H145V233H144ZM150 235H151V234H150ZM152 235H151V236H152ZM174 235H175V234H173V235L170 234V236H172V237H173ZM197 235H194V237H196ZM15 236H17V235H15ZM15 236L13 235V237H15ZM57 236H58V235H57ZM78 236H79V234H78ZM90 236H91V234H90ZM90 236H89V238H90ZM93 236H94V234H93ZM118 236L121 237V235H119V234H118ZM125 236H128V235H125ZM142 236H143V235H142ZM151 236H150V237H151ZM153 236H155V235H153ZM167 236H168V235H167ZM184 236H182V237L184 238ZM206 236H207V235H206ZM210 236H211V232H210ZM4 237H3V238H4ZM11 237H12V236H11ZM13 237H12V238H13ZM72 237H73V236H72ZM74 237H75V236H74ZM80 237H82V236H80ZM95 237H96V236H95ZM140 237H141V236H140ZM164 237L166 238L165 235H164ZM168 237H169V236H168ZM172 237H169V239H170V238L172 239ZM175 237H176V235H175ZM175 237H173L174 240L172 239V241H171V242L169 241V242L172 243L173 241H175V239H176ZM194 237H193V238H194ZM197 237H198V236H197ZM208 237H209V236H208ZM85 238H83V239H85ZM87 238H88V237H87ZM116 238H117V237H116ZM127 238H128V237H127ZM130 238H131V237H130ZM143 238H144V237H142V239H143ZM147 238H148V237H147ZM151 238H152V237H151ZM198 238H199V237H198ZM1 239H2V238H1ZM10 239H11V238H10ZM10 239H9V240H10ZM75 239H77V238H75ZM78 239H79V238H78ZM90 239H92V238H90ZM90 239H89V240H90ZM131 239H132V238H131ZM133 239H134V238H133ZM133 239H132V240H133ZM136 239H137V238H136ZM139 239H141V238H139ZM139 239H138V241H139ZM149 239H150V238H149ZM152 239H154V238H152ZM167 239H168V238H167ZM169 239H168V240H169ZM171 239H170V240H171ZM185 239H186V238H184V240H185ZM4 240H5V239H4ZM4 240H3V241H4ZM9 240H8V241H9ZM98 240H99V239H98ZM132 240H131V241H132ZM144 240L146 241V238H145ZM178 240H179V239H178ZM178 240H176L177 243H178ZM181 240H182V239H181ZM184 240H182V241H184ZM196 240H199V239L196 238ZM5 241H6V240H5ZM134 241H136V240H134ZM138 241H137V242H138ZM153 241H154V240H152V242H153ZM155 241H157V240H155ZM185 241H187V240H185ZM185 241H184V243H185ZM200 241H201V240H199V243H200ZM1 242H2V241H1ZM40 242H41V241H40ZM81 242H82V240H81ZM98 242L100 243L101 240L98 241ZM98 242H97V243H98ZM137 242H136V243H137ZM139 242H140V241H139ZM147 242H149V241H147ZM159 242H160V241H159ZM161 242H163V241H161ZM169 242H168V245H169ZM189 242H191V241L188 240V242L186 243V244H188L187 246H189ZM193 242L195 243L194 240H193ZM193 242H192V243H193ZM197 242H198V241H197ZM203 242H204V241H203ZM9 243H10V242H9ZM86 243H88V242H86ZM101 243H102V242H101ZM136 243H133V245H132L131 247H133L134 244H136ZM141 243H143V242H141ZM150 243H151V241H150ZM155 243H156V242H155ZM175 243H176V242H175ZM180 243H181V241L179 242V244H180ZM182 243H183V242H182ZM204 243H205V242H204ZM7 244H8V243H7ZM84 244H85V243H84ZM137 244H140V243H137ZM153 244H154V243H153ZM179 244H177V245H179ZM186 244H185V246H184V244H183L182 247H186ZM190 244H191V243H190ZM0 245H1V247H2V244H1V243H0ZM4 245H5V243H4ZM86 245H87V244H86ZM96 245H97V244H96ZM168 245H167V246H168ZM172 245H173V243H172ZM177 245L174 244V247H175V246L177 247ZM196 245H197V244H196ZM207 245H208V244H207ZM207 245L204 244V246H207ZM5 246H6V245H5ZM98 246H99V245H98ZM100 246H102V245H100ZM136 246H138V245H136ZM136 246H134V247H136ZM140 246H141V244L139 245V249H140ZM153 246H154V245H153ZM155 246H157V245H155ZM201 246H202V245H201ZM6 247H8V246H6ZM85 247H86V246H85ZM87 247H88V246H87ZM102 247H103V246H102ZM131 247H129V248H131ZM142 247H143V245H142ZM158 247H160V246H158ZM158 247H157V248H158ZM172 247H173V246H172ZM189 247H190V246H189ZM189 247H188V249H189ZM192 247H193V246H192ZM192 247H190V248L192 249ZM208 247H209V246H207V248H208ZM220 247L223 249V245L220 246ZM89 248H91V247H89ZM99 248H100V247H99ZM137 248H138V247H137ZM144 248H145V246H144ZM153 248H154V247H153ZM157 248H155V249L157 250ZM160 248H162V244H161V247H160ZM168 248H169V247H168ZM168 248H167V250H168ZM178 248H179V250H180V247H178ZM201 248H202V247H201ZM218 248H219V247H218ZM218 248H217V249H218ZM221 248H220V249H221ZM225 248H226V247H225ZM254 248H255V247H254ZM70 249H72V248H70ZM96 249H97V248H96ZM100 249H101V248H100ZM146 249H147V248H146ZM148 249H149V248H148ZM170 249H171V248H170ZM172 249H173V248H172ZM175 249H176V248H175ZM185 249H187V248H185ZM191 249H189V251H190ZM215 249H216V248H215ZM127 250H128V249H127ZM144 250H145V249H144ZM153 250H154V249H153ZM156 250H155V251H156ZM159 250H161V249H159ZM173 250H174V249H173ZM181 250H182V248H181ZM205 250H206V249H205ZM225 250H227V249H225ZM225 250L223 249L222 252H224ZM258 250H259V249H258ZM78 251H79V250H78ZM87 251H89V250H87ZM105 251H108V250H105ZM105 251L103 250V252H105ZM113 251H115V250H113ZM148 251H149V250H148ZM150 251H152V250H150ZM187 251H188V250H187ZM189 251H188V252H189ZM191 251H192V250H191ZM191 251H190V252H191ZM202 251H203V250H202ZM208 251H209V250H208ZM216 251H217V250H216ZM219 251H220V250H219ZM219 251H218V252H219ZM1 252H3V251H1ZM73 252H74V251H73ZM125 252H126V251H125ZM125 252H124V253H121V255H122V254H125ZM128 252H129V251H128ZM132 252H133V251H132ZM137 252H138V251H137ZM144 252H145V251H144ZM146 252H147V251H146ZM160 252H161V251H160ZM160 252L157 251V252H156L157 255H158ZM167 252L169 253V255H170V254H173V255H171V259H172V257L174 256V252H173V253H171V251H170V252L167 251ZM178 252H181V251H178ZM209 252H210V251H209ZM225 252H226V251H225ZM225 252H224L223 255H224V256H225V255L228 256V257L225 256V259L227 260V258H229V254H226ZM251 252H252V251H251ZM83 253H84V252H83ZM111 253H113V252H111ZM114 253H115V252H114ZM147 253H152V252H147ZM192 253H193V252H192ZM200 253H201V252H200ZM211 253H212L211 255H213V252H211ZM215 253H216V252H215ZM215 253H214V254H215ZM259 253H261V252H259ZM63 254H64V253H63ZM99 254H100V252H99ZM106 254H107V253H106ZM128 254H129V253H128ZM128 254H127V255H128ZM133 254H136V255L138 256L137 253H133ZM133 254H130V255L134 256ZM182 254H183V253H182ZM190 254H191V253H190ZM207 254H208V253H207ZM207 254H206V256H204V255H203V256H204V257H207ZM209 254H210V253H209ZM209 254H208V255H209ZM219 254H220V253H217V255H219ZM0 255L2 256V254H0ZM68 255H69V254H68ZM79 255H80V254H79ZM83 255H84V254H83ZM101 255H103V253H102ZM127 255H125V256L123 255V256H121V257H124V259H125V257H127ZM160 255H163V253L161 252ZM165 255H166V254L164 253L163 256H165ZM177 255H178V254H175V256H174L173 258L177 257ZM186 255H187V257H188V254H186ZM196 255H197V254H196ZM198 255H200V254H198ZM221 255H222V254H220V256H221ZM223 255H222L220 258H222ZM73 256H74V255H73ZM76 256H77V255H76ZM81 256H82V255H81ZM104 256L106 257V255H104ZM113 256H114V254H113ZM115 256H116V254H115ZM151 256L153 257V255H151ZM158 256H159V255H158ZM163 256H162V257H163ZM179 256H182V255H179ZM184 256H185V255H183V258H185ZM190 256H192V255H190ZM190 256H189V257H190ZM194 256H195V255L192 256V257H193V260L196 259V258L194 259ZM209 256H210V255H209ZM77 257H78V256H77ZM79 257H80V256H79ZM79 257H78V258H79ZM82 257H83V256H82ZM82 257H81V258H82ZM121 257H119V258H121ZM139 257H140V256H139ZM160 257H161V256H160ZM162 257H161V258H162ZM165 257H166V256H165ZM195 257H197V256H195ZM199 257H202V256H199ZM212 257H214V256H212ZM217 257H218V256H217ZM2 258H3V257H2ZM33 258H34V257H33ZM74 258H75V257H74ZM81 258H80V259H81ZM106 258H108V260H109V259L112 258V257H110V255H109V257H106ZM114 258H117V256L114 257ZM130 258L133 259L132 257H130ZM137 258H138V257H137ZM168 258H170V257L168 256ZM177 258H178V257H177ZM190 258H191V257H190ZM220 258H219V259H220ZM242 258L245 260L244 257H242ZM242 258H241V259H242ZM246 258H247V257H246ZM98 259H99V257H98ZM98 259H97V260H98ZM128 259H129V255H128ZM134 259H136V258H134ZM148 259H152V258L150 257V258H148ZM157 259H158V258H157ZM171 259H170V262H171ZM179 259H180V260H184V259H182V258H179ZM179 259H176V260L174 259L175 263H174V262H173V263H174V264H177L176 262H179V261H177V260H179ZM187 259H188V258H186V260H187ZM202 259H203V258H202ZM202 259H200V260L202 261ZM204 259H205V261H207V258H204ZM208 259H209V258H208ZM214 259H215V258H214ZM214 259H213V260H214ZM217 259H218V258H217ZM225 259H224V260L222 259L221 261H223V263H224ZM85 260H88V259H85ZM85 260H83L84 263H85ZM97 260L95 259V261H97ZM99 260H100V259H99ZM99 260H98V261H99ZM138 260H142V259L140 258V259H138ZM138 260H137V262H136V260H134V262H136V263H140L141 261L138 262ZM143 260H144V259H143ZM152 260L154 261L155 258L152 259ZM167 260H168V259H166L165 261H167ZM172 260H173V259H172ZM189 260H190V262L192 261L191 259H189ZM196 260H197V259H196ZM213 260H211V263H212ZM215 260H216V259H215ZM244 260H243V261H244ZM78 261H79V259H78ZM80 261H81V260H80ZM83 261H81V262H83ZM187 261H188V260H187ZM187 261H186V262H187ZM201 261H200V264H202ZM208 261H209V260H208ZM219 261H220V260H219ZM100 262H101V260H100ZM103 262H104V261H103ZM110 262H112V260H111ZM143 262H144V261H143ZM143 262H142V263H143ZM168 262H169V260H168ZM168 262H167V263H168ZM180 262H182V261H180ZM183 262H184V261H183ZM186 262H185V264H187ZM192 262H194V261H192ZM198 262H199V259H198ZM216 262H217V261H216ZM101 263H102V262H101ZM162 263H163V262H162ZM167 263H165V264H167ZM173 263H171V264H173ZM203 263H204V261H203ZM220 263H222V262H220ZM223 263H222V264H223ZM256 263H257V261H256ZM259 263H260V261H259ZM259 263H258V264H259ZM79 264H80V262H79ZM81 264H82V263H81ZM104 264H107V262L105 261ZM145 264H146V263H145ZM168 264H170V263H168ZM182 264H183V263H182ZM190 264H195V263H190ZM209 264H210V263H209ZM212 264H213V263H212ZM215 264H219V263H215Z\"/></svg>",
	"mask_w": 264,
	"mask_h": 264
}]
</instances>
